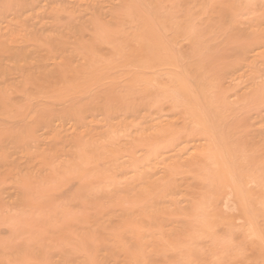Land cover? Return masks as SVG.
Listing matches in <instances>:
<instances>
[{"label":"rangeland","instance_id":"374dc122","mask_svg":"<svg viewBox=\"0 0 264 264\" xmlns=\"http://www.w3.org/2000/svg\"><path fill=\"white\" fill-rule=\"evenodd\" d=\"M121 1L122 0H22V1L21 0H10V1L9 0H0V52H1L0 53V65H1L0 69L2 68V70H0V75H2V76H0V80L2 81V82H0L1 83L0 84V88H1L0 93L2 94V97L0 96V104L3 105L2 101H6L8 103V105L10 106L9 109H12L13 107H14V109L17 107L16 110L19 109L18 110L19 112H16L14 114V113H12L14 110H9L8 111V110H6V109H8V107H6V109L4 108V110H6L7 112L10 113V116H8V114H6L7 118H9V119H6V117L2 118L0 116V119H1L0 120V127H2V129L0 128V131L1 132L2 131L5 132V131H8V129L12 128V129H10V131L13 133L12 134L10 131H8V133L6 132L5 134L3 133L4 135L2 133H0V136L2 135V137L0 138V140H1L0 141V152L2 151L0 153L1 154L0 155L1 156L0 162L4 163L3 165L0 166V264H87V260H90V261H88L89 262L88 264H92V263L96 264L98 261H99L98 264H108V263L110 264L111 260L113 262L111 264H122V263L124 264L123 261H120L121 259H119V258L116 259L117 257H121V258L123 257L124 258V254H121L120 256H119L120 252L116 254L115 247L117 248V246L115 244H117V245L121 244L122 247H124L125 245L127 246V244L130 245V246L131 245L134 246L136 244V242H135L136 240H139V241H137L138 245L136 244V247L135 246L134 247H135V250H137V251L140 250V252L142 253V258L145 259V260H143V262L145 261V263H147V264H157L159 262V260L161 261V259H158V258L161 257V254H160L159 251H157L158 249H160V246L157 244V245H155L156 247H154L153 244H151V241H150V239L152 240V237L149 236V235L153 234L154 230H156L154 232V234H156L157 236L161 234L160 233V229H161V232L163 231L162 233L165 236H166V234L169 235V233L167 231H164V229L167 226V223H169V225L171 227L168 228L169 226H167L165 230L168 229V230L172 231L171 228H173L172 225H174V224H170V222L172 220H173L172 222H174V223H176L177 222L176 220H178L177 223L180 222L179 223L180 226L181 225L184 226V224H182V222L186 223V221H189L188 224L191 223L189 225L191 227L190 230H192L194 228L196 230H198V227L196 226L197 225L196 224L197 221L195 223L194 220H193L195 218L194 213L195 214L198 213V212H195L197 210V209L195 210L196 206H195V204L189 206L188 202L190 204L193 203V202H190V200L187 201V199L185 201L184 199L187 198V193L188 192L186 193L185 192L186 190L182 191L183 189H185V187H187V186H185V184L189 185L188 182L190 183V185L191 184H195V186H193V185L192 186L197 188V186L199 185V180H198V182H196L197 180L194 181L193 180L194 176L196 178H198L197 176H201L202 173H203L202 170H200L198 167L194 168V167H192V165L190 166L187 163L191 167L190 168L188 165L184 164L186 160H190V158L195 156V153H196L195 150L199 151L201 149H204L206 146H209L211 143L213 145V143L216 140H217L216 142L218 143V146L221 143H222V146H223V143H225V141H227L229 143V142H231L232 140H235V138L238 137L237 139L239 140V142L236 139L234 142H231L232 145H230V146L236 148V146L238 145L237 147H239V144H240V146H241V148L239 147L240 149H243L245 147L244 150L245 151L248 150V152H249V153H247L248 154V158L252 157V158H250V160L252 159L251 160L252 162H253V160L255 161V162H253L255 165L252 164V162L250 161L251 165L255 168V170L257 168L256 171L254 170V173L257 172L259 175L260 174H262V175L264 174V173H262L264 171L260 172V170H259L260 168H261V170H264V167H263L264 166V159H262V158H264V156H263L264 155L263 154L264 153V149H263L264 148V144L260 143L259 145H257V139H256V138H259L260 136H262L260 138L263 139V140H260V141L264 142V138H263V136H264V85H262L264 83L262 81V79L264 80V61H263L264 60V31H263L264 28H261V26H264V25L255 26L256 21H260V20H262L264 18L263 17L264 16V11H263L264 10V5H263L264 4V0H257L258 2H255L254 4H252V2H254L256 0H254V1L245 0L243 5L246 4L248 1H249L248 3H250L251 5H249L247 3L248 5L246 4L244 6L243 5L241 6V7H244V9H242L240 7H238L239 10L237 9V11H235V9H234L233 11H235V13L239 12L238 13L239 15L237 17H235L236 15L231 14V13H233L232 10H231V13H230V8L234 4V2H236V0L235 1H233V0H210V1L206 0L207 2H210V5L212 7H214V5L211 3V1H213L216 4V6L214 8H217V9H215V10H218V9L221 10L220 8H222V9H224L223 11H225V12L218 11L219 13H217V11L215 12V10H214L213 14H212V18L213 19L211 18L212 21L210 20V23H205V21L207 20V17L209 15L205 14V16H207V17L204 18L205 17L204 15H202V14L200 15V13H202V11H200V13H199V10H198L200 8L198 6H201L202 7L201 9L208 10L207 13L210 14L212 12L210 10V8H211L210 5H209L210 8H208V9L206 8V6H208L206 1H205V3L203 1H201V2H203L204 6H205V8H204L202 4H198L197 5L196 2L194 3L195 0H187L188 2L189 1H191V2L193 1V2H192L191 5H190V3L188 4L190 6H186L185 7L186 10L183 8L184 10L181 9L182 10L181 11V10H179V5H181V4H179V2H180L179 0H174L175 2L173 0H162L163 2L165 1L164 3L163 2L161 3V0L160 1H158V0L156 1L155 0L154 3H156V5L158 3L160 5L162 4L161 5V9L162 10L158 11V13L156 12L158 7H156L154 4L153 5L156 8L151 7L152 6L151 3H153V1H151V3H149V4L146 2L148 4L147 5L148 7H146V5H144L142 3L144 0H139L140 3L139 2H135L137 6H135V3L132 2L133 6H135L134 9L136 7H137L136 9H140L142 7V10H144L146 8L144 10L146 12V13H144V16H145L144 18L146 20L144 19V21H147V20L151 21V19H153V21H151V24L154 26V28L151 25V27H152V28L150 27L151 30H153L155 32V34L158 32V35L161 34V32H162L163 37H162V35H159L158 37H162V38H165V39L167 37L166 35L170 34L171 31L169 29L166 30L167 32L165 30H163V28L165 29V27H164L165 25H163V24L168 22V21L164 22L166 20V17L164 16V14L167 15V19L169 17L170 18H172V17L174 18L177 15V17H175V19H176V18L179 17V15L181 17V14L187 15L188 17L190 15L189 19L190 18L191 19H196L195 22L194 21L191 22L192 20L190 21L189 19H187L188 23L191 22L190 25L193 24V28H195V30L193 31L192 27H190V30H192L194 32V33L193 32L192 33L195 36H196V33H198L199 31L201 32V30L204 31L207 34L208 31L210 30L211 26H213L212 29L213 28L216 29V27L217 28L221 27V24L224 23L222 25L221 29H216V31L213 30V31H215L214 32L215 34L212 32L214 34V35H212L214 37V39H212L211 33H210V36L206 35L207 38H209V39H207V38L203 39L204 34L202 35L201 34L202 32L198 33V34H201L202 37H199L200 35L196 36V37H199L198 38L199 39V44L201 42L200 39H202V41L205 42V43L204 42L201 43V44H203V46H206L205 44L208 43L207 41H209V45H210V47H209V45L207 44L208 47H205V48H208V49H206V50H204V47H203V49H202L203 51L202 52L200 51L202 55L199 52V54H197V56H196L197 58H200V57L203 56V58H201V60L202 59H204V60H202L203 62L201 61V64L204 63L205 60H208V61H206L207 67L206 66L205 67L207 69L209 67V70L211 71L209 73V70L207 71V69L205 70V68L203 67V69L206 71L205 74L207 75V79L209 80L208 82H210L212 85H214L213 88H211L212 85L210 87L211 90H213V91L210 90V93H213V95H211V97L207 101H209V102L216 101L217 105L214 104L215 102L212 103V104L217 106V107H220L221 111L225 110V112H223V113L226 114L225 115L226 117L225 116L223 117V115H224L223 113H222L221 117L215 112L213 114V111H214L213 107H212V109H213V111H212L210 106L207 107L208 102L207 101H203V102H205L202 105L203 109H204V106L206 104V107L208 109L210 107V111H211V113L213 115L211 117L210 113L207 114L208 109L205 107L204 110H206V111H204V110L203 111H204V113L206 112L205 114L207 116L205 114H203L205 116V117L203 116V120H205V118H209L208 122L209 121H210V123L212 122V125H213V123L216 122L215 125H213L214 128L212 127L213 128L212 132L213 131L216 132L215 134L213 133L215 135V138L213 137L214 135L212 136L213 140L216 139V140H214V142H213L212 138H211V140H212L211 141L210 139H208L205 136V133H204L205 130L201 133L202 134L201 136L204 135L203 138L204 139L206 138L205 140L202 139V137H200L201 139L198 137V135H199L198 133L201 132L200 129H199L198 133H196L197 138H196V136H194L195 134H193V133H195V132H193V131L194 130L197 131L196 129L197 128H202V126H200V127L195 126L194 128H196V127L197 128L194 129L193 128L194 125L190 126V124L187 123L188 121L190 122V120L182 119V117H183L182 114H180V112L174 111V110H176V109L178 110V109H180L182 107L177 108L179 106H177V105L174 106V104L171 103V101H167V99L165 97H168L169 95L165 96V94H167V93L164 94V92L166 90L163 91L162 93L156 91V92L160 93L161 96L157 93L158 95H154L153 99L150 98L151 99V101H150V99L148 100V98H144L143 92L141 91V90L144 89V85H140L142 83H136L134 79L132 80V78H134L137 73H139L140 71H142L144 73L145 71L140 70V67L138 65L136 66V64H135L136 62H133V61L129 60V58L131 59V56L126 51L128 49V47L124 48V50H122L121 48L119 49L118 46L117 47H113V45L116 44V42H114V44L112 43L116 38H118L117 36H120V37L122 36V34L119 35L120 33H123V36H124V34H127V32H129L130 29L132 31V26L128 27L129 24L126 23L127 21H124V19L120 20L121 23H120V21H118V23H120V24H117L116 22L113 23L115 21L114 19H116V18H117V20L120 19V18L118 19V17H121V15L119 16V14H122L120 12H123L122 16L126 17V16L129 15L128 11L131 10V8L129 10H127L129 8L128 6H131L130 5L131 4L130 1H128L129 2L128 3L127 0H124V1H126L125 4L128 3V4H126L128 6H124L125 5L124 2L122 1L123 2L122 3ZM146 1H148V0H146ZM182 1L183 0H181V2ZM184 1L186 2V0H184ZM239 1H241V0H239ZM250 1H252V2H250ZM170 2L172 3V5H171ZM185 2H184V5H182V7L185 6V4L187 3V2L186 3ZM8 3H10V4H8ZM167 3H169V5H167ZM193 3L196 4V7L193 6L194 5ZM139 4H141L142 6L140 5L141 7H138ZM176 4H177V7H176ZM240 4H242V3L237 2L236 5H234V6H238ZM257 4H259L260 6H258ZM160 5H157V6H160ZM123 6L124 7H128L127 9L125 8L128 13L127 12L124 13L125 10H124ZM133 6H131V7H133ZM143 6L145 7L144 9H143ZM167 6H169V7H167ZM245 6H249V7L245 8ZM150 7H151V9H150ZM188 7H190V9ZM153 9H156V10L154 11ZM195 9H196V11H195ZM142 10H141V13L143 14ZM150 10L151 11L153 10V11L151 12ZM240 10H242V11H240ZM115 11H116V13H119V14L117 15L115 13ZM165 11H167V12H165ZM227 11H229V12L226 13ZM137 12L138 11L136 10V14H137ZM159 12H160V15H159ZM180 12H181V14H180ZM189 12H191V13H189ZM133 13L135 15V11ZM147 13L149 14V16H148ZM150 13H152V14H150ZM112 14L113 15L116 14L117 17L116 16L113 17ZM131 14L132 13H130V15L128 17H130ZM196 14H199L200 16H197ZM171 15H172V17H171ZM231 15L233 16V18H232ZM161 16H162V18H161ZM195 16H196V18H195ZM132 17H134V16H132ZM140 17L137 14V16L135 15L134 19L135 18H140ZM158 17H159V20L162 19V22L158 20ZM200 17H202V21H201L202 23L201 24L199 22L200 21L199 20ZM181 18H178L176 20H180ZM183 18H184V16H183ZM209 18H210V16L208 17V19ZM203 19L204 20L206 19V20L203 21ZM220 19H224V20L222 22L218 23V21ZM94 20L95 21H99V23L101 22V24L103 26L104 25L105 26L108 25V28H106L105 31L101 30L102 31V36H103L104 32L107 34L108 29L111 30V28H110L111 24L110 23H112L113 25L116 24L115 26L118 27L119 30L120 29L125 30V32L120 30L121 32L120 31H116V33H114L115 32L114 31L113 32L114 34L108 32V35H110V34L112 35V36H109V37H107V36L106 37H104V36L102 37L101 36L103 38L102 42H103L104 39H108V40L111 41V42H107L106 40H104L105 41L104 44L107 42L108 44L106 43V45H108L109 47L112 46L113 49L111 48V50H110L112 52H110L108 50L109 49L108 46H107L108 48L105 47V45H104V48L102 46H100L101 48L99 47L100 44L103 45L102 42H100V44H98L99 43L98 41L100 40L99 38H98L99 40L97 38H95L98 41L91 40L92 38L94 39V36L96 37V36L99 35L97 32H100V29L97 32L95 31V30H97V29H95V27H96L95 24H94V27L93 26L91 27V23H92V25H93V23H96V22H94ZM122 21H123V23H122ZM155 21L159 22L158 23L159 25H157L155 23ZM215 21H216V23H215ZM160 23H162V26H160ZM203 23H204V26L202 25ZM217 23L220 24V25L217 26ZM98 24H97V26L99 27ZM199 24L202 25L204 29L203 28L201 29L199 27L200 26ZM208 24H209V29L207 30L205 28H208V26H207ZM125 25L128 28H126ZM197 25H199V26H197ZM115 26H111V27L114 29ZM159 26L162 27V29H160ZM188 26H189V24H188ZM124 27L126 29H124ZM127 29H128V31H127ZM93 30H94V33H97L98 35L97 34L94 35ZM115 30H117V29L115 28ZM196 30H198V32ZM206 30H207V32H206ZM20 35H22V36H20ZM123 36H122V38H123ZM22 37H26L27 39L25 38V40H27V41H25V40L23 41ZM120 37H119V39H120ZM210 38H211V40H210ZM13 39H15L16 41H14ZM167 39H169V38H167ZM173 40L174 39H172V38L170 39V41H173ZM184 40H186V39H184ZM184 40H180L181 42L183 41L182 42L183 44L180 43L179 40H177V42L179 41L178 43L175 41L177 43V47L175 46L176 45L175 42H172V45L169 44V47H167V46L166 47H167V51H169V49H171V51L173 50V54H175L174 56L176 58L178 57L180 59L181 57H183L182 58L183 61L179 60L178 62H179L180 67H181V64H183L182 66L185 65V69H184V71H182V74H183V77L185 79H187L186 81L188 83H190V86H191L192 83L196 84V79H195V77H194L195 75L192 73V71L191 72H189V71L192 70L190 66L192 64L194 65V63H192V62L193 61L195 62L196 60H192L193 57L191 55L192 58H189L187 56L188 60H189L188 61L187 58L186 59L184 58V57H186V54L182 55V52L183 53L189 52V53H192V54L194 53V50L189 48V47H191L190 44L188 45L189 41L188 40L184 41ZM83 41L85 42V44H83L84 43ZM116 41H117V45H119V47H120L119 43L121 41H119V43H118V39H116ZM167 41H169V40H167ZM79 42L82 43V44H80ZM92 42L95 44V46H93ZM96 42H98V43L96 44ZM184 42H187V43H184ZM77 43H78V45H77ZM86 43L87 44L89 43V45H87ZM110 43H112V44L109 45ZM173 43L175 45H173ZM20 44H22V45H20ZM15 45H16V47H15ZM85 45H87L88 47L86 46V48H85ZM4 46H5V50L2 49V47L4 48ZM29 46H30V48H29ZM187 46H189V47H187ZM19 47H20V49H19ZM75 47L78 50H80L79 52H81L82 55L85 54L87 56L89 54L91 56V53H92V58H93L92 61L94 63L96 61L97 63H95V64L92 63L90 61L91 57L89 58V60L87 59V61L85 59L86 56L82 57V59H81V57L79 58L78 56H81L80 55L81 53L78 54V52L74 51ZM21 48H26V49L23 50ZM83 48H85V49H83ZM177 48H178V50H177ZM200 48H202V47L200 46L199 49ZM18 49L20 50L21 54H22V50H23L24 53L22 54V57H24V56L27 57L28 61H29V59H31L29 61L31 63H23L21 65L20 70H22V66L24 67L23 68L24 70L27 68V70H25V73H26V71L28 73V68H29L28 66H30L31 68H29V72L31 74H32L31 70H33V75H34V73H36L35 74V76H36V75L39 74V73H37V71H39V70L41 71L43 69L45 75L46 74L48 75L49 74L48 69L50 70L54 66V65L52 66V62L54 64V62H55L54 60L59 59L60 62L62 61L63 65H64V63L66 65L59 66L60 63H57V61H56V63L58 64L57 66H59L57 68V70H56V68H54L56 71H58V69H61L62 67H63L62 69H65V68L67 69L66 66L68 64L71 65L70 66L71 68H72V65L74 67L77 65V66H79L81 68L80 72L81 73L83 72L82 73L83 75H86L85 72L87 71L91 76L94 77V78L93 77L92 78L95 81H97L98 83H100V84H98L96 82L97 84L96 83L95 84L97 86L94 87L95 84L93 83L94 85H92L91 81L93 79L91 78L92 79V80L90 79L91 81H88L89 79L87 80L88 84H86V85L83 84V86H82L81 85L82 83H79V82L81 81L80 76L82 77L83 75H81V73H79L80 74V75H78L79 78H77V76H76V78L72 77V81L73 82L79 81L78 84L75 83V84H77V86H75V87H81V89L78 88V90L80 89L81 91L79 90V92H77V91L75 92L73 90V92H74L73 94L70 93L68 90L66 91V88L69 87V90H71L70 88L72 86H74V85H71V83H72L71 82V76H70L71 72L69 71L70 70V68H69V70L67 69L68 72L66 71L67 74L65 73L66 69L64 70V73L66 74L65 77H67L66 79H68V77H69V80H70V81L68 80L69 82H67L66 80L59 79V77H60L59 73H61V71H59V73L57 74L59 77H57L56 74L54 73L55 76L51 75V78H49L50 76L48 75L49 76L48 77L49 80H51L49 83H48V80H47V83L50 85V87H51V85H52V87L55 86V84L59 85L61 82H63V84H67L68 83L67 85H69V86L63 85L64 87L61 88V86H62V84H61L60 86L56 85L53 89H49L50 88L49 86H48L49 88L44 86V85L43 86L40 85V86L43 89L46 87L45 90L49 89V90H51V92H52V90H56V88L59 87V90L61 89L60 91H62L63 94L64 93H66V94L68 93L67 95L64 94L66 97L69 94L72 95L71 97L69 96V97L66 98L65 96L64 97L57 96V95H59L58 93L54 94V92H52L53 93L52 94L48 90L47 93H49L50 95L52 94V96L55 98L54 100H52L53 97H51L50 95H48V96L45 95L46 94V93H44L45 90H43L41 88H38L39 90L40 89L41 90L40 91L37 90L38 91L37 94H38V96H40L42 93H44V97H39L38 98L36 92H35V94H36L37 97L36 96H32V95L30 96V94H32L31 92L32 91L34 92V89L29 91L30 93H28V90H30V89H27L25 91L24 89L26 87L22 88L23 87L22 85L24 83L21 84L20 83L21 80H19L22 76L18 75V76H20V77H18L17 74H16V72H17L16 70H18L19 66L15 67V65L13 64V61L15 59H18V57H19V52H17ZM39 49H40V52H39ZM189 49L193 50V51H187ZM179 50H181V52ZM115 51H118V54H115L116 53ZM119 51H121V55L119 54L120 53ZM123 51L124 52L126 51V52L123 54L122 53ZM128 51H129V49H128ZM171 51H169V52L172 53ZM206 51H207V53L208 52H210V53L207 54ZM58 52L60 53V55H59ZM203 52H204V54H203ZM9 53L13 54L12 57H9L10 56ZM130 53H132V54L133 53H137L136 49L135 50L131 49ZM196 53H194V54H196ZM15 54H17V55H15ZM76 54H78V55L75 56ZM96 54H98V55H96ZM125 55H127V56L124 57ZM55 56H56V59L54 58ZM121 56H123V57H121ZM59 57H61V58H59ZM77 57H78V59H76ZM196 57H194V59ZM6 58H7V60H6ZM11 58H14V59H11ZM19 58H21V56ZM39 58H43V59H39ZM208 58H211L210 63H209V59ZM249 58H250V60H249ZM79 59L82 62L85 61V64H80ZM94 59H95V61H94ZM125 59L128 60L130 62V64H126L128 61H125ZM246 59L249 60L250 62L249 61H245ZM36 60H40V61L43 60V61H41V62L39 61L38 62ZM97 60L100 61V63ZM191 60H192V62H191ZM46 61L50 62V63L48 62V64H51L50 67H48V65L46 64L47 63ZM185 61H186V63H184ZM197 61H200V59L199 60L197 59ZM251 61L252 62L254 61V62L252 63ZM76 62H78V63H76ZM245 62H246V64H245ZM247 62H248V64H247ZM33 63H34V65H33ZM35 63H37L38 66H39V67L37 66L38 69H39L37 71L35 70L36 67L32 68V67L36 66ZM186 64H188V65H186ZM189 64H191V65L189 66ZM252 64H254V66H250ZM41 65H43L45 69L43 68V66L41 67ZM197 65H200V64H197ZM261 66H263V67H261ZM182 68L183 67H181V70H183ZM189 68H190V70H188ZM253 68H255V69H253ZM3 69H4V71H3ZM14 69H16L15 70L16 72L14 71ZM73 69L76 71V73H74V74H77L78 73L77 69L72 68L71 71H73ZM252 69H253V72H252ZM6 70H12L11 72H13V73L15 72V74H16L15 77L13 78L12 74H5L4 72H6ZM20 70H19V74L21 72ZM55 70H51L50 73H52V71L54 72ZM118 70H120V72ZM75 71H73V72H75ZM91 72H94V73H91ZM158 72H160L162 74L163 71H158ZM183 72H185V73H183ZM250 72H252V73L255 72V75H257V77L255 75H253V74H252L253 76L249 75V74H251ZM122 73L124 75H126V73H127L129 75L128 76L129 79H128V77L126 79L127 75L124 78V75ZM208 73L210 75L212 74L211 76L213 78L210 75H209L210 76L209 77ZM22 74H24V73H21V75ZM29 74L26 75L25 77L30 76ZM40 74L42 75V77L45 76V75L43 76L42 73H40ZM164 74H165V72H164ZM172 74H173V72H172ZM186 74H187V76L191 75L190 79H192L193 82L191 80H188V78L190 76H188V78H186ZM242 74L244 76L246 75L244 79H242L244 77ZM88 75H86V76H88ZM165 75H167V73ZM9 76L11 77L12 80L9 78ZM72 76H74V75H72ZM131 76H134V77H131ZM158 76H157V80L156 81H158ZM169 76L171 77L172 75H169ZM169 76H167V77H169ZM173 76H176V75L174 74ZM240 76H242V78ZM16 77H18V79L13 81V79H15ZM23 77H24V75H23ZM23 77L21 79H22V81L25 82L27 79L23 78ZM42 77H40V78H42ZM45 77H47V76H45ZM162 77H164V76H162ZM162 77H159L160 82L162 81L161 79H163ZM167 77H166V80H167ZM192 77H194V78H192ZM5 78L7 79V81H5L6 80ZM8 78L13 83L12 86H14V87H12V89H11L12 91L10 89H8V87H7L8 90L5 89L7 91L6 92L3 91V92L6 93V94H4L2 92V88L3 87L6 88V85H5L6 83L5 82L9 81ZM27 78L30 79L29 77H27ZM36 78H37V76H36ZM84 78L85 77L83 76L82 77V82L83 83H84V81L86 79V78L85 79ZM209 78H211V80L214 83ZM253 78H255V79L253 80ZM260 78H261V80H260ZM24 79H26V80H24ZM42 79H44L42 81L46 80V78H42ZM53 79H55V82H52ZM130 79H131V81L133 83H135L137 85L133 84L130 81ZM164 79H165V77H164ZM60 80H61V82H60ZM102 80L105 81V82H103ZM125 80H127V82H129V83H132L133 85L131 84V86H130V84L126 83ZM244 80H245V82H244ZM64 81L67 82V83H65ZM99 81H102V83L99 82ZM11 82L9 84H7V85H9V88H10V84H12ZM14 82L16 83V85H14ZM27 82L29 84H31V83L38 84L39 81L34 78L31 81L27 80ZM51 82H52V84H51ZM89 82H91V83H89ZM163 82H164V80H163ZM167 82H170V81H167ZM2 83H5V84H3V87H2ZM53 83H54V85H53ZM43 84L46 85L45 82H43ZM193 84H192V87L193 86L194 87H193V89L191 87V91L196 89V91L194 90V92H193V96L195 94L198 95L199 94V92H197V87L198 86L196 87L197 84L196 85H193ZM256 84H257V86L260 84V86H258L259 89L256 86L255 87L256 91H254L253 90L254 87H252V86L256 85ZM216 85H218V86H216ZM29 86L30 85H28L27 87L29 88ZM32 86L37 89L36 85H32L31 84V87ZM132 86H135V87H132ZM75 87H72V89L75 88ZM92 87L93 88H97L98 87V88L97 89H93ZM207 87L209 89L208 85H207ZM214 87H215V89H214ZM261 87H263V88H261ZM14 88H15V90H13ZM19 88H20V90H19ZM84 88H85V90H84ZM159 88L155 87L154 89H156V90L158 89L159 91H162ZM22 89L26 93L25 92H21V93H19V95L17 97H14V94L16 96L17 95L16 92H20V91H22ZM162 89H164V88H162ZM17 90H19V91H17ZM132 90L134 92H137V93H133ZM56 91H55V93H56ZM199 91H201V90H199ZM207 91L209 93V90H207ZM242 91H245L244 94H243ZM251 91L254 92V93L252 94ZM13 92H14V94H13ZM112 92H114V95H113ZM220 92H222V93H220ZM8 93L10 95L12 94L13 97H11ZM75 93H77V94H75ZM176 93H178V92L176 91ZM201 93L202 92H200V94ZM223 93H225V95ZM109 94L113 95L112 99H110L111 95L109 96ZM190 94H189V96H190ZM203 94H204V92H203ZM26 95H27V97L30 96V97H28L30 99H25L24 101H21L22 99L25 98ZM205 95L206 96H210L209 94L208 95L205 94ZM19 96H20V98H19ZM45 96L48 99L47 101H46ZM105 96H107V97L109 96L110 98L109 97L106 98ZM213 96H215V98H217V99L213 98ZM222 96H223L224 99L222 98ZM31 97H33V98H31ZM184 97H185V95H184ZM56 98L58 100H56ZM182 98H183V96H182ZM187 98H190V97L187 96ZM3 99H5V100H3ZM44 99H45V101H44ZM49 99H51V100L49 101ZM107 99L111 102V104H110V102ZM163 99L166 100V103L170 102L171 105L173 104L172 105L173 110H171V105L170 104L163 103ZM185 99H186V97H185ZM194 99H196V98H194ZM198 99H199L198 103H201L202 100H203V97L202 96L200 97L198 95ZM210 99H213V100L210 101ZM99 100H101V101H99ZM190 100H191V98H190ZM205 100H206V98H205ZM11 101H12V104H11ZM106 101H108V103H109V105H111V107L109 108V105L107 107L106 106L103 107V109L104 108L105 109L101 110V112H103V113H100L99 111H100L101 107L103 106L102 104H104V103H105L104 105L108 104V103H106ZM147 101H149V103ZM155 101L157 103L154 104ZM182 101H185V100H182ZM187 101H188V103L190 102L188 99H187ZM196 101H194V102H196ZM6 102H4V104ZM51 102L53 104H51ZM55 102H56V104H55ZM7 103H6V105H7ZM74 103H75V105H74ZM179 103H182V102H178V104ZM26 104H27V107H26ZM68 104L70 105L71 108L68 107ZM135 104H136V106H135ZM149 104L151 105L150 107H149ZM15 105H16V107H15ZM30 105H31V107H30ZM47 105H48V108H47ZM64 105H65V107H63ZM192 105H193V103L191 104V102H190L189 106H192ZM195 105H196V107H195ZM199 105L194 103V107L195 108H198ZM19 106H20V108H18ZM202 106L200 105L201 108H202ZM3 107L4 106L0 107V109H2ZM28 107H30V108H28ZM42 107H43L42 111L44 110V112L41 111ZM96 107H97V109H96ZM98 107L100 108L99 110H98ZM226 107H227V109H226ZM222 108L224 110H222ZM46 109H47V111H45ZM49 109H51L50 110L51 112H49ZM109 109H111V111H109ZM32 110L36 111V113H38L37 114L38 116H34V115H36V113L35 112H31ZM38 110H40V111H38ZM201 110L202 109H200V112H201ZM6 111H5V113H6ZM104 111H106L107 113L104 112ZM114 111H116V112H114ZM179 111H181V110H179ZM185 111L183 110V115H185L184 114ZM203 111L201 113H203ZM39 112H41V113L39 114ZM61 112H63V113L61 114ZM147 112H149L148 113L149 115L151 114L150 116H151L152 119L150 118V116L146 115ZM3 113H4V111H3ZM17 113L21 114L22 117L21 118L18 117L19 118L18 119L16 117V115H18ZM28 113L29 114L32 113L31 116ZM231 114H233V115H231ZM12 115H15L14 117H12L14 120H12V118H11ZM26 115H28L27 119L31 120L30 118L33 116L34 117L33 119L36 121V124H33L34 127L31 126V128L33 127V129H31V131H33V133L31 131L27 130L31 134V136L28 135L29 133H26V131H25L26 135H24L23 131H24L25 128L23 129V131L21 129L27 123V121H29V120L25 119ZM73 115H74V117H72ZM208 115H209V117H208ZM227 115H228L229 119L227 118ZM61 117H62V119H61ZM184 117H186V116H184ZM210 117H211V120H210ZM215 117H218L219 120H217V121H220V123H222L223 125H221L219 122H217L215 120ZM222 117L224 119H226L223 122H222V120H223ZM148 118H150V120H148ZM233 118H234V120H233ZM40 119H41V121H40ZM177 119H179V120L182 119V121L178 122L179 120H177ZM19 120L21 121V123H22L23 120L25 122L22 123V125L21 124L19 125V123H20ZM106 120H107V122H106ZM108 120H110V121H108ZM201 120H202V118H201ZM238 120H239V123H238ZM167 121H169L170 123H167ZM40 122H41V124H40ZM42 122H44V123H42ZM45 122H46V124H45ZM231 122L232 123L234 122V123L232 124ZM33 123H34V121H33ZM165 123H167L168 125L172 124V127L167 126V128H172V129H170V130L166 129L167 133H168L167 135H169V136H166V137L167 138L171 137V138H169L170 140L167 139L166 137L164 139H162L161 137L158 138V134H159L158 133V130H159L158 128L165 127V126H163V124H165ZM181 123H184V124L182 125ZM185 123H187V124H185ZM217 123H218V125H217ZM28 124H29V122H28ZM37 124H38V126H37ZM239 124H240V126H239ZM14 125H16L17 127L14 126ZM110 125H112V127H110ZM180 125H182V126H180ZM26 126H28V125H26ZM104 126H106V127H104ZM184 126H186V127L190 126V129H192L191 130L192 132L188 131L190 129L186 130V128H185V130H184V128H183ZM230 126L234 130H235L234 126L236 127V131H237L236 134L239 135L240 132H241V134H243V135L240 134L241 136L240 135L238 136V135L235 134L236 131H234V133H232V134H234V137H233V135L230 137L231 132L230 133L228 132L229 131L228 127H230ZM15 127H16V129H15ZM29 127H30V125L28 126V129L30 130ZM60 127H61V129H60ZM180 127L183 128V131H182V128L180 130ZM221 127H222V129L224 131L221 129ZM238 127H240V128H238ZM113 128H115L116 130L113 129ZM138 129H140V130H138ZM13 130L15 131V133H14ZM20 130L23 132L22 136H25L24 137L25 139H23V137L21 138V139H23L22 143H19V141H16L18 139L14 140V137H16L14 135L16 134V132H18ZM137 130L141 131V132H138V136L136 137L135 133H137ZM166 130L162 131V134H163V132L165 134ZM226 130H228V131L226 132ZM53 131H54L55 134L53 133ZM145 131L148 132V133H146ZM152 131L155 132L156 137L153 136V134L151 135L149 133V132L152 133ZM181 131H182V133H181ZM9 132H10V134H9ZM22 132H21V134H22ZM85 132H87V134ZM111 132H114L115 136ZM118 132H120L121 134L119 133L120 134L119 135ZM144 132L146 133L145 136H144V134H142ZM186 132L189 133V135H187V137H186V135L183 136ZM222 132L225 135H221ZM245 132H246V134H245ZM75 133H76V135H75ZM191 133L193 134L192 136H191ZM164 134L163 135L160 134V136L163 137V136H165ZM216 134H217V136H216ZM51 135H53V136H51ZM55 135H56V137H54ZM141 135L143 136L142 138H141ZM226 135H228V136H226ZM254 135H255V137L256 136L257 137L256 138L252 137ZM3 136H4V138H3ZM106 136H107L108 139L106 138ZM224 136H226L228 139H232V140L229 141ZM144 137H145V139H144ZM153 137H154V140L149 141ZM239 137H240V139H239ZM247 137H248V140H247ZM250 138L255 139L256 142L254 143L253 142L254 140H252ZM6 139H8V140H6ZM51 139L55 140L56 143H54L53 140H51ZM140 139H141L143 145H142ZM196 139H198V140L200 139L199 140L200 142L197 141ZM107 140H109V141H107ZM155 140H157V141L155 142ZM201 140H203V142ZM206 140L207 141H211V142H208V144L210 143L209 145L207 144ZM220 140H221V143H220ZM249 140L250 141L252 140V143H247V141H249ZM134 141H135L136 144L139 145V147L137 149H135V148L138 145L137 146L134 145L135 144ZM160 141H162V142L164 141L165 143L163 144ZM204 141L206 142V144H205ZM20 142H21V140H20ZM197 142L200 143L199 146H202L201 143L205 144L206 146L203 145L204 147L202 146V147H200L201 149L200 148L197 149V148H195V146H196L195 144ZM235 142L237 143V145H236ZM62 143H64V144L61 145ZM89 143H91V144H89ZM96 143L99 146H97ZM115 143L119 144L118 147H117L118 150L117 149H115V150L113 149L112 153L110 151L106 150L107 148L105 146H107L110 149L111 147L112 148L114 147ZM253 143L256 144V145H254ZM83 144H85V145H83ZM120 144L122 146H120ZM246 144H248V145H246ZM250 144L251 145L253 144L254 147L255 146H257V147L259 146L260 147L263 144L262 145L263 148L262 147H260V148L258 147V148H256V150H255V148L254 149L253 148L249 149L248 147L250 146ZM78 145H81V146L78 147ZM94 145H96V146H94ZM110 145H111V147H110ZM132 145H134L135 147H133ZM165 145H167V146H165ZM212 145H210V146L212 147ZM233 145H235V146H233ZM145 146H147V147H145ZM151 146H152V148H151ZM153 146H155V147H153ZM210 146H209V148H211ZM45 147L48 149V151H46ZM72 147H74V148H72ZM83 147H85V148L83 149ZM103 147H105L106 149L103 148ZM197 147H198V145H197ZM219 147H221V145ZM219 147L215 146V144H214V148L212 147V149L214 151L216 149V151H217V149H219ZM100 148H101V150H99ZM191 148H193V149H191ZM5 149H7V150H5ZM80 149H82V150H80ZM152 149H153V152H151ZM258 149H260V151ZM60 150L62 152H60ZM97 150H98V152H97ZM116 150L118 152L114 153V151H116ZM192 150H194V151H192ZM207 150H208V148H207ZM3 151L6 152V154H3L4 156H2ZM35 151H37V152H35ZM89 151H92V152H89ZM149 151H150V153H148ZM158 151H159V153H157ZM162 151H164V152H162ZM214 151H213V153H214ZM46 152H48L49 154H47ZM86 152H88V154L89 153L90 154L88 156H86L87 155ZM182 152L183 153L186 152L183 155H181L182 157L184 156L183 159L185 158L184 159L185 161L181 160V162L183 161L184 163L180 162V163L177 164L176 163L178 161L177 159L178 158L179 159L182 158L180 156V154H182ZM190 152H192L193 154H191ZM257 152L258 153L261 152V153L258 154ZM38 153H40V154H38ZM76 153L78 155H76ZM94 153H98V154H94ZM101 153H103V154H101ZM130 153H132V154L130 155ZM147 153L150 154V155L149 156L146 155ZM154 153H155V156H153ZM169 153H170V155H169ZM178 153H180V154L178 155ZM209 153H210V151H209ZM250 153H251L252 156H250ZM57 154H59V155H57ZM74 154H75V157H74ZM112 154H114V155H112ZM159 154H160V156H159ZM186 154H189V155H186ZM7 155L9 157L11 156L10 157L11 159H9V157ZM83 155H84V157L86 156V158H84ZM94 155H96V157H93ZM191 155H193V156H191ZM37 156L40 157V159H42V160L39 161ZM185 156L186 157L188 156L187 159H186ZM2 157L4 159H2ZM160 157H161V159H160ZM170 157H172L171 158L172 163L170 162L171 161ZM146 158H147L148 162L146 160H144ZM1 159H2V161H1ZM78 159H80V162H81V160L83 162L80 163ZM167 160H169V161H167ZM174 160L175 161L177 160V161L175 162ZM162 161H164L165 163H166V161H167V163H169V162L170 163L169 164L166 163L167 165L164 164L165 166H163L164 162H162ZM261 161H263V162H261ZM8 162L9 163L11 162L10 165L12 163H13V165L15 164L14 167H16V166L19 167L20 169H18V170L19 171L22 170V171L19 172L21 174L20 176H22V175H24V176H22V177L17 176V175H19L17 173L18 172L17 169H16L17 172L15 171V169H13L11 171L10 169H11L12 165L10 166V168H7L8 165H9V164H7ZM21 162H23V163H21ZM76 162H78V164H81V165H78V164H77L78 166L75 165ZM260 162H261V164L258 165V163H260ZM173 163L174 164L176 163L175 164L176 167L173 166L174 165ZM22 164L27 165V166L31 165V166L27 168V166H23ZM70 164H71L70 169H72V170H70V172H68L69 169L67 168V165H70ZM123 164H124V166H123ZM170 164H171V167H167V168L171 169L169 172L173 171L174 175H175V173L177 175V176H173V178H171L172 182L174 183V180H177V181L179 180L178 182L176 181V184H177V183L180 182V180H182V183H180V185L181 186L184 185L182 189L180 188V186L179 187L177 186L179 192H177L176 194L175 193H173V195L169 194L170 192H167V194L165 193L166 196L170 195L171 198H173L174 195H175L176 196V201H172V199L165 197V195H163L165 198H160V194H162L163 191H165L166 188H168V187H165V184L167 183V179H166V182L164 181L165 179L160 181L162 179L161 178V176H162L161 173L164 170V169H162V167L165 168L166 166H169ZM73 165H75V167H73ZM129 165L131 167H128ZM135 165L138 166V167L140 165V168H137ZM159 165H160V167L161 166L162 167L160 168ZM44 166L47 167V168H45ZM125 166H127L128 168L125 167ZM147 166H149V168ZM42 167H44L45 169L44 168L41 169ZM65 167L68 170L63 169ZM120 167L121 168L124 167V168H122V170H119ZM132 168H134V169H132ZM26 169L27 170L30 169L31 172L29 171L30 173H27ZM64 170H66V171H64ZM134 170L136 171L137 175H136L135 172H133L132 174H134L135 176L131 175V172L134 171ZM167 170H169V169H167ZM258 170H259V172H258ZM129 171H130V173H129ZM182 171H184V172H182ZM179 172H182V173H179ZM147 175H149L150 179H154L155 180V185H154L155 187L154 188H156L157 190H154L153 191L154 193H152L150 195H148L149 194L148 192H152V191L149 190L147 192V190H146L147 193H144V196H142L143 194L141 195V197L140 196H136V194H138V191L140 189L141 184H139V189H138V187L135 188V184H136L135 182L138 183V181H139V183H140L139 177L142 178V176L146 177ZM209 175L211 176V174H209ZM150 176H152V177H150ZM171 177H172V175H171ZM176 177H177V179H176ZM159 178H161V179H159ZM191 178H193L192 180L194 181V183H191V181H192ZM171 180L169 182H171ZM163 181H164V184H163ZM185 181L187 183H184ZM160 182H162V184ZM172 182L170 184H172ZM21 183L23 185H20ZM40 183H42V184L40 185ZM141 183H142V181H141ZM255 184H256V182H255ZM255 184L254 183H252V184L250 183L249 184L250 186L248 185L250 187L251 191L253 190V188L255 190L257 189V188H255V186L258 187V185L257 184L255 185ZM137 185L138 184H136V186ZM192 186H191V188H192ZM251 187H253V188H251ZM179 188H180V190H179ZM247 188L248 187H246L245 189L248 190ZM135 189H136V191L138 189V191L136 193H135ZM88 190H89V192H88ZM159 190H162V191L160 192ZM197 190H196V192H197ZM132 191H134L133 192L134 194L132 193ZM190 191H189V196H191L190 193H192L193 190L191 192ZM143 192H145V191H143ZM159 192H160V194H159ZM174 192H176V191H174ZM184 192H185V194H184ZM15 194L18 195V198L25 197V200L23 198L22 199L24 201H22L21 199L18 200L17 196ZM132 194L134 195V197L132 196ZM153 194H155L156 196L155 195L153 196ZM21 195H22V197H21ZM120 195H121V198H120ZM184 195H186L185 198H183ZM199 195H200V193L196 194L197 197L192 198V199H197V201L200 203V201H199L200 199L198 200V196ZM122 196H123V198H122ZM135 196L142 198V200L140 201V199L136 198ZM150 196H153L155 198V200L152 197H151L152 198L151 199ZM224 197H226V198L229 197V198H227L228 199L227 200ZM224 197H223V199L221 198L222 199V201H221L222 203H220V206L218 208L214 207L213 209H215V210H213V209H210V210H212V213L214 211L213 214H216V215L218 214V216L220 214V216L224 215L223 217L227 216V218L228 217L235 218L239 214V209H237V207H236V206H238V204L236 203L237 201L234 198L235 196L233 195V197H232V195H231V197H232V199L234 201L233 200L230 201V196H224ZM200 198H203L202 195L200 196ZM145 199L148 200V201H146ZM188 199H189V197H188ZM190 199H191V197H190ZM16 200H18V201H16ZM151 200H154V201L157 200V202L152 203L153 201H151ZM174 200H175V198H174ZM202 200L203 199H201V202H202ZM161 201L164 203V205H162L163 203H160ZM191 201H193V200H191ZM149 202H150V205H149V209L150 210L147 209L148 208L147 206H148ZM166 202L171 204L172 206L171 205L170 206H166V205H169ZM234 202H235V205H234ZM146 203H148V204H146ZM156 203H158V206L162 207L163 210H164V208L166 210L167 209L166 207H172L171 209H173V206H175V204L177 203L176 209H179V210L177 211L175 209L177 211L175 213H177V214L173 213L174 216H172V215L170 216L169 215L170 217L169 216L165 217L166 216L165 215L164 217L163 216L160 217V215L158 216L156 214V212H154V211H157V210H154V209L158 208V206L156 208L154 207L155 206L154 204H156ZM165 203H166V205H165ZM151 204H152V207H154L153 209H151ZM178 204L183 206V207L179 206ZM142 205L143 206L147 205V206H145L146 209L144 207H143L144 209H142ZM196 205H198V204H196ZM233 205L236 208L235 210H234V206ZM216 206H218V205H216ZM228 206H229V208H228ZM160 207H159V209H162ZM226 208H227L228 212H226ZM238 208H239V206H238ZM159 209H158V211H160ZM183 209H185V210L183 211ZM129 210H130L131 213H128ZM144 210H145V212H143ZM146 210L149 213H151V210H153L155 215H157L160 220L156 216L154 217V218H156V220H155L156 223H153L155 221H154V218H152V217H151L152 220L150 219L151 222L149 220H147V219H149L148 216H150V214L148 215V212L146 213ZM165 210H164V212H165ZM167 210H169V209H167ZM108 212L110 213V215H109ZM123 212H127L129 214V215L128 214L127 215L130 218L129 217L125 218L126 214H124ZM142 212L148 215L147 217H145L144 216L145 214H144L143 215L145 217L144 219H140L141 218L140 214ZM171 212H173V211H171ZM7 213H9V215ZM121 213H123L124 215H122ZM138 213H140L139 214L140 217L138 216ZM160 213L163 214L162 212H160ZM160 213H158V214H160ZM167 213H169V212H167ZM209 213H211V212H209ZM105 214H106V216H109V217H107V219L105 218L104 221H101V220L104 219V215ZM152 214H151V216L154 215V214L153 215ZM183 214H185V215H183ZM5 215H8V217H6ZM176 215L179 216V217H177ZM137 217H138V219H137ZM4 218H5V221H4ZM7 218H9V219H7ZM169 218L171 219V221L169 220ZM174 218H175L176 222L174 221ZM1 219L3 220V222H1L2 221ZM6 219L8 220L7 222H6ZM127 219H128V221H130L129 223L127 222ZM236 219L237 218L234 219V222L235 223L237 222V225L235 227L238 226L241 229V226L239 225V223L242 220L241 223L244 224V222H243L244 219H242V218L241 219H237V220ZM120 220L121 221L123 220L122 222H124L126 220L125 223L129 224V228H128V224L126 226V224L123 223L125 225L124 227L128 228V230L126 228L127 231H125L124 227H121ZM132 220H134V221H132ZM145 220H146L147 223L145 222ZM182 220H184V221H182ZM96 221H97V224H99V225L96 224ZM137 221L139 222V224L142 221H143V223H141L139 225ZM157 221H158V223H157ZM192 222H194L196 227H194V225H192ZM118 223H119V225H118ZM130 223L131 224L133 223V225L136 226V227L134 228V226L131 225ZM134 223H136V225ZM165 223H166V226H165ZM123 224H122V226H123ZM142 224H144V225L146 224L145 227ZM149 224H150V226L152 224V226L149 227ZM188 224H185V225H188ZM138 225L140 226L139 229H137L139 227ZM154 225H156V226H154ZM157 225L160 226V227H158ZM106 226H107V228H106ZM130 226H132L133 232L130 229L131 228ZM175 226H176V224H175ZM189 226H188V228H190ZM118 227H120V228H118ZM178 228H180V227H178ZM188 228H186V229H188ZM135 229H136V231H135ZM143 229H145V230H143ZM151 231H152V233H151ZM117 232H119L120 236L118 235ZM135 232L138 233V234L136 233L137 236L135 235ZM130 233L132 235L131 238L129 236ZM132 233L134 234V236H133ZM123 234H124V236H122ZM163 234H161V235L164 236ZM156 235H152V236H154L153 240H157V243L161 244V242L163 241L162 240L163 237L161 238V240H162L161 241L160 238H158ZM161 235H160V237H161ZM218 235L220 236L221 234H218ZM261 235L263 236L264 233L261 234ZM146 236H148V237H146ZM155 236H156L157 239H155ZM257 236H256V238H260L261 237L260 240L263 238L262 236H259V237H257ZM103 237H104V239H103ZM122 237H123V239H122ZM222 237H223V235H222ZM125 238H127V239H125ZM140 238H143V239L141 240ZM256 238L248 237V238H242V240L238 241V242H242L240 244L238 243V245H240L241 249H242V246H243L242 262L237 259L239 256L237 257L236 255H232L231 257H233V258L231 260L229 258L231 254L225 252L226 255H224L225 253L223 255L225 256L226 259L221 254L223 256L222 259L220 258V260H217V261L214 260L213 264H216V263H218V261H222L223 259L224 260L222 261V264H225V263L226 264H235V263L236 264H264V260H261V259H264V257L260 258L259 255H258V251H259L261 245L260 244L257 245L258 241H257ZM114 239H115V241H114ZM101 240L103 241L104 246H103ZM117 240L120 243L117 242ZM153 240H152V243L154 242ZM181 240L183 241V239H181ZM235 240H236V238H234L233 242ZM202 241H204V240H202ZM114 242H115V244H113L114 246L113 245H111V246L109 245V244L114 243ZM216 242H215V244H211L210 242L209 243L208 242L207 243L206 242H202L204 245L202 243L200 245H202L207 250L205 252H207L206 254L209 255L208 254V249L211 251L210 248H216V250L219 251V248L221 249V247L222 248L225 247L224 243H222V240H218ZM218 242H219V244H218ZM221 245H223V246H221ZM238 245H236V246L239 247ZM130 246H127V249L130 248L129 249V251H130L131 248H132V251L134 253H132V251H130V252H131V254L134 255L137 251L135 252L134 247L133 246L130 247ZM202 246H201V248L203 249ZM258 246H259V249H258ZM232 247H234V246H232ZM240 247L237 248V250L240 249ZM111 248H113V250H111ZM108 249H109V254H110V255H108L109 257L106 255V253L108 252ZM10 251H12V252H10ZM150 251H152L151 254L149 253ZM203 251H204V249H203ZM210 251H209V253H210ZM102 252H103V254L106 252L104 256L105 257L107 256V259L105 257H103ZM112 252H113V254L115 253L117 255V257L113 256V258H112V255H113ZM153 252H155V253H153ZM212 252H213V250H212ZM90 254H91V256H90ZM93 254H96L94 256V257H96L95 258L96 260L94 258H90V257H93L92 256ZM213 254L217 255L218 253L215 254V252H214ZM221 255L219 257H221ZM100 256H102L104 259L103 258L101 259ZM226 256H228V257H226ZM87 257H89V258H87ZM214 257L216 258V256H214ZM217 257H218V255H217ZM123 258H122V260H123ZM165 258H167V257L165 256ZM234 258H236V259H234ZM208 259H210V258H208ZM233 259H234V261L238 260V262H234ZM239 259H240V257H239ZM100 260H101V263H100ZM103 260H104V262H103ZM225 260H227V262H224ZM229 260H230V263H228ZM94 261H96V262H94ZM166 261H168V260H166ZM120 262H122V263H120ZM219 264H221V263L219 262Z\"/></svg>","mask_w":264,"mask_h":264},{"label":"bare ground","instance_id":"6f19581e","mask_svg":"<svg viewBox=\"0 0 264 264\" xmlns=\"http://www.w3.org/2000/svg\"><path fill=\"white\" fill-rule=\"evenodd\" d=\"M10 1V0H9ZM22 1V0H21ZM123 2H124V4H125V2L126 1H124V0H122ZM121 1V2H122ZM128 1H130V5L131 6H133V3L132 2H139L140 3V1L139 0H127V2ZM150 1V2H149ZM151 1H153V3H151ZM154 1L155 0H148V1H146V0H144L142 3L144 4V5H146V7H148L147 5L149 4V3H151L152 4V6L151 7H153V8H156V7H158L157 8V10L156 9H153L154 11L156 10V12L158 13V11H160V10H162L161 9V5L158 3L157 5H160V6H157L156 5V3H154ZM157 1V0H156ZM158 1H160V0H158ZM174 1V0H173ZM180 2H179V4H181V5H179V10H181V9H185L186 10V6H190L191 4H192V2L191 1H187L186 0V4H185V6H183L182 7V5H184V2L182 1L181 2V0H179ZM199 3H198V2ZM201 1H203L204 3H205V1L206 0H195L194 1V3L196 2V4L198 5V4H202L203 5V7L205 8V6H204V4H203V2H201ZM210 1V0H209ZM233 1H235V0H233ZM242 1V0H241ZM241 1H239V0H236V2H234V4L232 5V9L230 8V13H231V10L233 11L234 9H235V11H237V9H238V7H240V8H242V9H244V7H241L242 5H243V3H244V1L245 0H243L242 2ZM252 1H254V0H252ZM252 1H250V2H252ZM7 2V1H6ZM14 2V1H13ZM122 2V3H123ZM148 4H147V3ZM163 1L161 0V3H162ZM165 2V1H164ZM163 2V3H164ZM175 2V1H174ZM237 2H239V3H242V4H240V5H238V6H234V5H236V3ZM249 2V1H248ZM247 2V3H248ZM255 2H258L257 0L256 1H254V2H252V4H254ZM19 3V2H18ZM129 3V2H128ZM128 3H126V4H128ZM171 3V2H170ZM177 3V2H176ZM190 3V5H188ZM193 3V4H194ZM206 3L208 4V6H206V8L208 9V8H210V2H207L206 1ZM211 3L214 5V7L216 6V4L213 2V1H211ZM246 3V4H247ZM260 3V2H259ZM8 4H10V3H8ZM124 5V6H128V5ZM150 4V5H151ZM156 6V7H154V5ZM175 4V3H174ZM196 4H194L193 6H195L196 7ZM206 4V5H207ZM246 4H244V5H246ZM249 5H251L250 3H248ZM247 4V5H248ZM262 4V3H261ZM17 5V4H16ZM122 5V4H121ZM141 4H139V6L138 7H141L140 6ZM167 5H169V3H167ZM171 5H172V3H171ZM210 5V6H209ZM243 5V6H244ZM258 6H260L259 4H257ZM264 5V4H263ZM123 6V7H124ZM131 6H128V7H124V13L125 12H127V10H129L130 8H131V10L130 11H128L129 12V15H130V13H132L131 14V16L130 17H128V16H122V14H123V12H120V13H122V14H119V13H116V11H115V13L118 15L119 14V16L121 15V17H118V19L119 20H117V18L116 19H114L115 21L113 22V23H117V24H120L121 23V19H124V21H127L126 23H128L129 25H128V27H131L132 26V31H131V29L129 30V32H127V34H124V36H123V33H120L119 35H121L122 34V36H123V38H122V36L120 37V36H117L118 38H116V39H118V43H119V41H121L119 44H120V47H119V45H117V41H116V39L112 42L113 44H114V42H116V44H114L113 45V47H117L118 46V48L120 49H122V50H124V48H127L128 47V49H129V51H128V49L126 50L127 51V53L131 56V59L129 58V60H131V61H133V62H136L135 64H136V66L138 65L139 67H140V70H143V71H145L144 73L142 72V71H140L139 73H137L136 74V76L134 77V76H131V77H134V78H132V80L134 79L135 80V82L136 83H142V84H140V85H144V91L143 90H141L142 92H143V96H144V98H148V100L151 98V99H153V96L154 95H160V93H162L163 91H165L164 92V94L165 93H167V94H165V96L166 95H169L168 97H165L166 99H167V101H171V103H173L174 104V106L175 105H177V106H179V107H177V108H180V107H182V108H180V109H176V110H174V111H177V112H180V114H182V119H187V120H190V122L188 121L187 123L188 124H190V126H193V128L195 127V126H198V127H200V126H202V128H194V129H196L197 131H193V132H195V133H193V134H195L194 136H196V133H198V131H199V129H200V131L201 132H199L198 134L200 135H198V137L200 138V137H202V139H204L203 137H204V135L203 136H201L202 134V132L205 130V136L208 138V139H210L211 140V138H212V136L216 133V132H212V129L214 128V126L213 125H215V123H213V125H212V122L210 123V121L208 122V119L209 118H205V120H203V114H205L204 113V111H206V110H204L205 109V107H206V104H205V106H204V109H203V104L205 103V102H203V101H207V100H209V98L211 97V95H213V93H210V90H211V88H213V86L214 85H212L210 82H208L209 80L207 79V75L205 74L206 73V67H207V63H206V61H208V60H205L204 61V63H202L201 64V61L202 60H204V59H202L201 60V58H203V56L202 57H200V58H197L196 56H197V54H199V52L201 51H203L202 49H203V47H204V50H206V49H208V48H205V47H208L207 46V44L209 45V41H207L208 43H206L205 45L206 46H203V44H201L202 42H204V41H202V39H200V44H199V37H202V35L204 34V37H203V39H206L207 38V36L206 35H209L210 36V33H211V36L212 35H214L215 33V31H216V29H221L222 28V25L224 24H221V27H216V29L215 28H213L212 29V27L213 26H211L210 27V30L208 31V33L206 34L204 31H202L201 29L203 28V26H204V23L202 24V25H200L202 22V17H200V26L199 25H197V26H199L200 28V30H201V34H198L199 32H198V30H196L198 33H196V36H199V37H196L193 33V31L195 30V28H193V24H191L190 25V23L191 22H195V20L196 19H189V17H190V15H189V17L187 16V15H183V14H181V12H180V14H181V17L183 18V16H184V18L182 19L181 17H180V15H179V17L178 18H181L180 20H176V19H178V18H176L175 19V17H177V15L173 18L172 17V15H171V17L172 18H168L167 19V15L166 14H164V16L166 17V20L164 21V22H167V23H164L163 25H165L164 27H165V29L163 28V30H167V29H169L170 31H171V33L170 34H167L165 37H166V39L167 38H169V39H167V40H169V41H167L165 38H162L163 37V35H162V32H161V34H159V35H162V37H158L159 35H158V32L155 34V32L153 31V30H151V28L153 27L154 28V26L151 24V21H153V19H151V21L150 20H147V21H144V13H146L144 10L146 9L144 6H143V9L144 10H142V7L140 8L141 10H142V12H143V14L141 13V10L140 9H134V7L135 6H137L136 5V3H135V6H133V7H131ZM151 7H150V9H151ZM160 7V8H159ZM167 7H169V6H167ZM172 7V6H171ZM176 7H177V4H176ZM182 7V8H181ZM192 7V6H191ZM198 7H200L198 10H199V13H200V11H202V13H200V15L202 14V15H204L205 16V14H207V15H209L210 16V18L208 19V17L207 16H205L204 18H206L207 17V20L205 21L204 19H203V21H205V23H210V20H211V18H212V14H213V11L215 10V9H217V8H214V7H212L211 6V8H210V10L212 11H210L211 13L209 14V13H207V11L208 10H204V9H201L202 7L201 6H198ZM197 7V8H198ZM246 7H249V6H245V8ZM263 7V6H262ZM121 8V7H120ZM127 10H126V9ZM189 9H190V7H188ZM196 8V9H197ZM252 8V7H251ZM11 9V8H10ZM122 9V8H121ZM133 9V10H132ZM183 9V10H184ZM188 9V10H189ZM193 9V8H192ZM196 9H195V11H196ZM221 10H215V12L217 11V13H219L218 11H223L224 9H222V8H220ZM248 9V8H247ZM120 10V9H119ZM136 10L138 11L137 12V14L139 15V17L140 18H135L134 19V17H135V15L137 16V14H136ZM152 10V11H153ZM178 10V11H179ZM229 10V9H228ZM239 10V9H238ZM250 10V9H249ZM248 10V11H249ZM135 11V15H134V12ZM151 11V10H150ZM149 11V12H150ZM151 11V12H152ZM170 11V10H169ZM177 11V10H176ZM182 11V10H181ZM235 11H233V13H231V14H233V15H236L235 17H237L239 14V12L236 14L235 13ZM240 11H242V10H240ZM245 11V10H244ZM264 11V10H263ZM127 12V13H128ZM163 12V11H162ZM165 12H167V11H165ZM173 12V11H172ZM223 12H225V11H223ZM229 11H227L226 13H228ZM142 15H141V14ZM155 13V12H154ZM170 13V12H169ZM186 13V12H185ZM184 13V14H185ZM188 13V12H187ZM189 13H191V12H189ZM235 13V14H234ZM116 14H112V16L114 17V16H116L117 17V15ZM148 14V13H147ZM150 14H152V13H150ZM171 14V13H170ZM216 14V13H215ZM263 14V13H262ZM159 15H160V12H159ZM174 15V14H173ZM197 16H200L199 14H196ZM228 15V14H227ZM132 16H134V17H132ZM148 16H149V14H148ZM163 16V17H164ZM192 16V15H191ZM232 16V15H231ZM128 17V18H127ZM230 17V16H229ZM264 17V16H263ZM161 18H162V16H161ZM195 18H196V16H195ZM231 18V17H230ZM232 18H233V16H232ZM231 18V19H232ZM143 19V20H142ZM187 19H189L191 22H189L188 23V21H187ZM213 19V18H212ZM97 20V19H96ZM111 20V19H110ZM146 20V19H145ZM158 20H159V17H158ZM164 20V19H163ZM224 19H220L219 21H218V23L219 22H222ZM93 21V20H92ZM118 21H120V23H118ZM142 21V22H141ZM159 21H161L162 22V19L161 20H159ZM178 21V22H177ZM209 21V22H208ZM212 21V20H211ZM217 21V20H216ZM216 21H215V23H216ZM94 22H96V23H93V25H92V23H91V27L93 26L94 27V24H95V26L97 27H95V29H97V30H95L96 32L100 29V32H97V33H94V30H93V33H94V35H98V36H94V39L92 38L91 40H93V41H95L96 39L95 38H99L98 40H96V41H98V42H96V44L98 43V44H100V42H102V37L104 36V37H109V36H112L111 34L110 35H108V32H110V33H113L114 31V33H116V31H120V30H122V29H118V27H116L115 25H113L112 23H110L109 25H110V28H111V30H109L108 29V32H107V34L104 32L103 33V36H102V31L101 30H103V31H105V29L106 28H108V25H102L101 24V22L99 23V21H95L94 20ZM197 22V21H196ZM198 22V23H199ZM99 23V24H98ZM122 23H123V21H122ZM155 23L157 24V25H159L158 23L159 22H156L155 21ZM217 23V26L218 25H220V24H218ZM97 24L99 25V27L97 26ZM101 24V25H100ZM155 24V25H156ZM188 24H189V26H188ZM151 25H152V27H151ZM206 25V24H205ZM216 25V24H215ZM259 25H264V18L262 19V20H260V21H256V24H255V26H259ZM103 26V27H102ZM111 26H115V28L117 29V30H115V28L113 29ZM118 26V25H117ZM121 26V25H120ZM160 26H162V23H160ZM159 26V27H160ZM202 26V27H201ZM208 26V28H205V29H209V24L207 25ZM125 27L126 28H128L126 25H125ZM124 27V29H126ZM151 27V28H150ZM157 27V26H156ZM190 27H192V30H190ZM104 28V29H103ZM261 28H264V26H261ZM160 29H162V27H160ZM204 29V28H203ZM212 29V30H211ZM13 30V29H12ZM113 30V31H112ZM157 30V29H156ZM207 30H206V32H207ZM213 30H215V31H213ZM122 31H124L125 32V30H122ZM127 31H128V29H127ZM131 31V32H130ZM164 31V32H165ZM263 31H264V29H263ZM121 32V31H120ZM167 32V31H166ZM193 32V33H192ZM204 32V33H203ZM214 34H213V33ZM113 33V34H114ZM118 33V32H117ZM165 34V33H164ZM252 34V33H251ZM12 35V34H11ZM10 35V36H11ZM25 35V34H24ZM170 35V36H169ZM13 36V35H12ZM20 36H22V35H20ZM100 36V37H99ZM102 36V37H101ZM14 37V36H13ZM12 37V38H13ZM119 37H120V39H119ZM10 38V37H9ZM23 38V41L25 40V38L26 37H22ZM174 39L173 41H170V39ZM11 39V38H10ZM27 39V38H26ZM184 39H186V40H184ZM207 39H209V38H207ZM212 39H214V37L212 36ZM14 41H16L15 39H13ZM104 40H106L107 42H111L110 40H108V39H104ZM103 40V45L102 44H100L99 45V47L100 46H102L103 48H104V45H105V47H107L108 45H106V43L104 44V41ZM177 40H184V41H189V43H188V45L190 44V46L192 47H189V46H187V47H189L190 49H193L194 50V53H196V54H192V53H189V52H187V53H183L182 52V55L183 54H186V57H184L185 59L187 58V60H188V57L189 58H192L193 57V59L192 60H196L195 62L193 61L192 62V60H191V62L192 63H194V65L192 64H189V66L191 67V69L192 70H190V68L188 69V70H190L189 72H191L192 71V73L195 75L194 77H195V79H196V84L194 83H192L193 85H196V87H197V92H199V96L201 97H203V100H202V102L201 103H198V101H199V99H198V95L197 94H195L194 96H193V92H194V90L196 91V89H194L193 91H191V87H192V84H191V86H190V83H188L186 80L187 79H185L184 77H183V74H182V71H184V69H185V65L184 66H182L183 64H181V67H183L182 69L183 70H181V67H180V65H179V60L180 61H183L182 60V58L183 57H181L180 59L178 58H176L174 55L175 54H173V50L171 51V49H169V51H171L172 53H170L169 51H167V47H169V44H171L172 45V42H177ZM210 40H211V38H210ZM21 41V40H20ZM22 41V42H23ZM25 41H27V40H25ZM178 41V42H179ZM84 42V41H83ZM170 42V43H169ZM175 42V43H176ZM177 42V43H178ZM183 42V41H182ZM181 41H180V43H182ZM80 43V42H79ZM93 43V42H92ZM112 43H110L109 45H111ZM177 43H176V45L173 43V45H175L176 47H177ZM184 43H187V42H184ZM205 43V42H204ZM211 43V42H210ZM13 44V43H12ZM18 44V43H17ZM23 44V43H22ZM22 44H20V45H22ZM25 44V43H24ZM80 44H82V43H80ZM83 44H85V42L83 43ZM87 44V43H86ZM108 44V43H107ZM183 44V43H182ZM10 45V44H9ZM14 45V44H13ZM19 45V46H20ZM28 45V44H27ZM77 45H78V43H77ZM87 45H89V43L87 44ZM87 45H85V48H86V46ZM116 45V46H115ZM18 46V45H17ZM24 46V45H23ZM26 46V45H25ZM37 46V45H36ZM84 46V45H83ZM93 46H95V44L93 43ZM97 46V45H96ZM167 46V47H166ZM180 46V45H179ZM178 46V47H179ZM202 47V48H200L199 49V47ZM15 47H16V45H15ZM21 47V46H20ZM20 47H19V49H20ZM35 47V46H34ZM88 47V46H87ZM109 47V46H108ZM107 47V48H108ZM209 47H210V45H209ZM14 48V47H13ZM29 48H30V46H29ZM28 48V49H29ZM85 48H83V49H85ZM101 48V47H100ZM99 48V49H100ZM111 48H112V46H110L109 47V51L111 50ZM117 48V49H118ZM133 50H135L136 49V52L137 53H130V50L131 49ZM181 48V47H180ZM2 49L3 50H5V46H4V48L2 47ZM18 49V51L17 52H19V57L21 56V58H19L18 57V59H15L14 61H13V64L15 65V67H17V66H19V68H18V70H16V69H14V71L16 72V74H17V76L18 75H20V76H22L23 77V75H24V77L23 78H26L27 80H29V81H31L32 79H37L39 82H38V84H33V83H31L32 85H36V87H37V89L36 88H34L33 86V88L31 87V84H29L28 82H27V80L26 79H24V80H26L25 82L24 81H22V77L19 79V80H21V84L22 83H24L22 86V88H25L24 90L26 91L27 89H30V90H28V93H30L29 91H31V90H33L34 89V92L32 91L31 93L32 94H30V96L32 95V96H36V94H37V92L38 91H40L41 89H43V88H41V86H46V87H50V85L48 84L51 80H49V78H51V75H53V76H55V74H56V76L57 77H59V79H61V80H66L67 82H69L70 80H69V77H68V79H66L67 77H65V75L67 74L66 73V71H67V69L69 70V68H70V76H71V82L73 83H71V85H74V86H72V87H75V86H77V84H78V82L79 81H77V82H73L72 81V77L73 78H76V76H77V78H79V76L78 75H80L79 73H81L80 72V67L79 66H73L72 65V68H75V69H77V74H74V73H76V71L73 69V71H75V72H73V71H71V65L70 64H68L66 67H67V69L65 70V69H58V71H56L57 70V68L59 67V66H64V65H66L65 63H64V65H63V63H62V61L60 62L59 61V59H56V56L54 57L56 60H54L55 62H54V64H53V62H52V66H53V68L52 69H48V71H49V76L46 74L45 75V73H44V71H43V69L40 71L39 69H38V62L40 61V60H36V61H38L37 63H35V65L36 66H34V67H32V68H35V70L37 71V70H39V71H37V73H42L43 74V76L45 75V76H47V77H42V75L40 74H38V75H36L37 76V78H36V76H35V74L36 73H34V75H33V70H31V72H32V74L29 72V68H31L30 66H28L29 68H28V73H27V71H26V73H25V70H27V68L24 70L23 68V66H22V70H20V68H21V65L23 64V63H31V62H29L31 59H29V61H28V59H27V57H22V54L24 53L23 52V50L24 49H26V48H21V49H23L22 50V54H21V52H20V50ZM77 48L75 47L74 48V51H76V52H78V54H80L81 52H79L80 50H76ZM88 49V48H87ZM95 49V48H94ZM98 49V50H99ZM113 49V48H112ZM175 49V48H174ZM188 49V48H187ZM187 50V51H193V50ZM13 50V49H12ZM11 50V51H12ZM16 50V49H15ZM34 50V49H33ZM104 50V49H103ZM177 50H178V48H177ZM199 50V51H198ZM62 51V50H61ZM84 51V50H83ZM82 51V52H83ZM101 51V50H100ZM125 51V52H126ZM180 52H181V50H179ZM16 52V51H15ZM16 52V53H17ZM39 52H40V49H39ZM60 52V51H59ZM58 52V53H59ZM110 52H112V51H110ZM116 53L115 54H118V51H115ZM120 53V55H121V51H119ZM124 51L122 52L123 54L125 53ZM186 52V51H185ZM201 52H200V54H201ZM205 52V51H204ZM204 52H203V54H204ZM1 53V52H0ZM6 53V52H5ZM13 53V52H12ZM29 53V52H28ZM34 53V52H33ZM61 53V52H60ZM60 53H59V55H60ZM86 53V52H85ZM98 53V52H97ZM114 53V52H113ZM177 53V52H176ZM179 53V52H178ZM206 53H207V51H206ZM208 53H210V52H208ZM207 53V54H208ZM78 54H76L75 56H77ZM180 54V53H179ZM206 54V55H207ZM9 57H12V55L13 54H10L9 53ZM15 55H17V54H15ZM81 56H78L79 58L81 57V59H82V57H84V56H86L85 54L84 55H82V53L80 54ZM89 55V54H88ZM86 56L85 57V59H86V61H87V59L89 60V58H90V61L92 62V63H94L93 61H92V53H91V56L89 55V56ZM96 55H98V54H96ZM181 55V54H180ZM191 55H192V57H191ZM202 55V54H201ZM94 56V55H93ZM118 56V55H117ZM127 55H125L124 57H126ZM188 56V57H187ZM208 56V55H207ZM58 57V56H57ZM78 57L76 58V59H78ZM98 57V56H97ZM120 57V56H119ZM121 57H123V56H121ZM194 57H196L195 59H194ZM59 58H61V57H59ZM100 58V57H99ZM98 58V59H99ZM207 58V57H206ZM11 59H14V58H11ZM39 59H43V58H39ZM84 59V60H85ZM128 59V58H127ZM184 59V60H185ZM197 59L199 60L200 59V61H197ZM209 59V63H210V60H211V58H208ZM6 60H7V58H6ZM186 60V61H187ZM249 60H250V58H249ZM249 60H245V61H249ZM10 61V60H9ZM33 61V60H32ZM41 61H43V60H41ZM40 61V62H41ZM56 61H57V63H60V65L59 66H57L58 64L56 63ZM59 61V62H58ZM94 61H95V59H94ZM98 61V60H97ZM125 61H128V60H126L125 59ZM186 61L184 62V63H186ZM189 61V60H188ZM256 61V60H255ZM264 61V60H263ZM47 63V65H48V67H50V65L51 64H48V62L49 61H46ZM79 62H80V64H85V61L84 62H82L80 59H79ZM99 63H100V61H98ZM203 62V61H202ZM243 62V61H242ZM250 62V61H249ZM252 62V61H251ZM254 62V61H253ZM252 62V63H253ZM2 63V62H1ZM50 63V62H49ZM56 63V64H55ZM76 63H78V62H76ZM95 63H97L96 61H95ZM94 63V64H95ZM182 63V62H181ZM190 63V62H189ZM258 63V62H257ZM256 63V64H257ZM126 64H130V62L128 61ZM197 64H200V65H197ZM206 64V65H205ZM245 64H246V62H245ZM247 64H248V62H247ZM29 65V64H28ZM33 65H34V63H33ZM186 65H188V64H186ZM261 65V64H260ZM1 66V65H0ZM32 66V65H31ZM38 66V67H37ZM43 65H41V67H42ZM69 66V67H68ZM125 66V65H124ZM188 66V67H189ZM206 66V67H205ZM247 66V65H246ZM250 66H254V64H252V65H250ZM138 67V68H139ZM187 67V66H186ZM203 67L205 68V70L203 69ZM249 67V66H248ZM258 67V66H257ZM261 67H263V66H261ZM43 68H44V66H43ZM54 68H56V70L54 69ZM202 68V69H201ZM45 69V68H44ZM47 69V68H46ZM243 69V68H242ZM253 69H255V68H253ZM253 69H252V72H253ZM0 70H2V68L0 69ZM19 70L21 71L20 72V74H19ZM24 70V71H23ZM34 70V71H35ZM51 70H55L54 72L52 71V73H50L51 72ZM64 70H65V73H64ZM79 70V71H78ZM123 70V69H122ZM126 70V69H125ZM205 72H204V71ZM209 70V67H208V69H207V71ZM244 70V69H243ZM3 71H4V69H3ZM12 70H6V72H4L5 74H12L11 76L14 78L15 77V72L13 73V72H11ZM23 71V72H22ZM43 71V72H42ZM46 71V70H45ZM59 71H61V73H59ZM119 72H120V70H118ZM158 71H163L162 72V74L160 73V72H158ZM173 72V74H172V72ZM246 71V70H245ZM255 71V70H254ZM68 72V71H67ZM85 72V71H84ZM87 72V71H86ZM85 72V74L86 75H88L89 73L87 72L86 73ZM116 72V71H115ZM164 72H165V74L167 73V75H165L164 74ZM170 72V73H169ZM211 71L209 70V73H210ZM252 72H250L251 74H249V75H255V72L254 73H252ZM3 73V72H2ZM21 73H24V74H22L21 75ZM30 73V74H29ZM55 73V74H54ZM59 73V76L57 75ZM83 73V72H82ZM81 73V75H83ZM91 73H94V72H91ZM128 73V72H127ZM126 73V75H124L123 73V75H124V78H125V76H126V79H127V77L129 76L128 74ZM183 73H185V72H183ZM208 73V76L210 75ZM30 75V76H27V77H29L30 79H28L27 77H25L26 75ZM61 74V75H60ZM120 74V73H119ZM176 75V76H173V75ZM233 74V73H232ZM244 74V73H243ZM242 74V75H243ZM4 75V74H3ZM33 75V76H32ZM68 75V76H69ZM72 75H74V76H72ZM86 75H83L85 78V81H84V83L82 82V77L80 76V78H81V81L79 82V83H82L81 85L83 86V84H88V81H91L94 77L93 76H91L90 74V76L88 75V76H86ZM131 75V74H130ZM159 75V76H158ZM169 75H172L171 77L169 76ZM212 75V74H211ZM210 75V76H211ZM248 75V76H249ZM252 75V76H253ZM259 75V74H258ZM0 76H2V75H0ZM20 76H18V77H20ZM35 76V77H34ZM42 77V78H46V80L45 81H42V80H44V79H42V78H40V77ZM62 76V77H61ZM157 76H158V81H156L157 80ZM162 76H164L165 77V79H164V77H162ZM167 76H169V77H167ZM188 76H190L189 78H188ZM187 76V74H186V78H188V80H191L192 82H193V80L192 79H190L191 78V75H188ZM193 76V75H192ZM209 76V77H210ZM244 76V75H243ZM246 76V75H245ZM245 76L242 78V76H240L242 79H244L245 78ZM256 77H257V75H255ZM4 77V76H3ZM8 77V76H7ZM6 77V78H7ZM18 77H16L15 79H13V81L14 80H16V79H18ZM49 77V78H48ZM90 77V78H89ZM93 77V78H92ZM159 77H162L163 79H161L162 81V83L160 82V79H159ZM166 77H167V80H166ZM173 77V78H172ZM194 77H192V78H194ZM212 77V76H211ZM5 78V79H6ZM9 78L11 79V77L9 76ZM8 78V79H9ZM56 78V77H55ZM92 78V79H91ZM213 78V77H212ZM10 79H9V81H10ZM40 79V80H39ZM89 79V80H88ZM91 79V80H90ZM128 79H129V77H128ZM210 80H211V78H209ZM255 78H253V80H254ZM259 79V78H258ZM12 80V79H11ZM47 80H48V83H47ZM61 80H60V82H61ZM69 80V81H68ZM74 80V79H73ZM76 80V79H75ZM79 80V79H78ZM88 80V81H87ZM163 80H164V82H163ZM260 80H261V78H260ZM5 81H7V79L5 80ZM4 81V82H5ZM5 82V83H2V87H3V84H5L6 85V88L5 87H3L2 88V92L3 91H7L8 89H12V87H14V86H12L13 85V83L12 84H10V88H9V85H7V84H9L10 82ZM42 83H41V82ZM87 81V82H86ZM94 81V82H93ZM103 81V80H102ZM102 81H99V82H101L102 83ZM126 81V83H128V84H130V86H131V84L133 83L132 81H131V79H130V81L132 82V83H129V82H127V80H125ZM167 81H170V82H167ZM190 81V82H191ZM212 81V80H211ZM262 81L264 82V80L262 79ZM0 82H2L1 80H0ZM16 82V81H15ZM14 82V85H16V83ZM43 82H45L46 83V85L45 84H43ZM52 82H55V79H53L52 80ZM52 82H51V84H52ZM57 82V81H56ZM65 82V81H64ZM67 82H65V83H67ZM86 82V83H85ZM92 82V85H94L97 81H95L94 79L91 81ZM91 82H89V83H91ZM103 82H105V81H103ZM167 82V83H166ZM195 82V81H194ZM213 82V81H212ZM244 82H245V80H244ZM243 82V83H244ZM75 83H77V84H75ZM94 83V84H93ZM98 83V82H97ZM96 83V84H97ZM157 83V84H156ZM166 83V84H165ZM214 83V82H213ZM257 83V82H256ZM1 84V83H0ZM62 84V86H61V88L62 87H64L63 85H66V86H69V85H67V84H63V82H61L59 85L58 84H55V86L56 85H58V86H60ZM94 85V87L95 86H97V85ZM98 84H100V83H98ZM133 84H135V83H133ZM132 84V85H133ZM28 85H30L29 86V88L27 87ZM41 85V86H40ZM53 85H54V83H53ZM135 85H137V84H135ZM162 85V86H161ZM207 85L209 86V89H208V87H207ZM211 85H212V87H211ZM262 85H264V83L262 84ZM55 86H53L52 87V85H51V87L49 88V89H53ZM216 86H218V85H216ZM252 86V85H251ZM250 86V87H251ZM257 86V84L256 85H253L252 87H254L253 88V90L254 91H256L255 90V87ZM258 86H260V84L258 85ZM257 86V87H258ZM7 87H8V89H7ZM17 87V86H16ZM15 87V88H16ZM46 87L43 89V90H45L46 89ZM72 87L70 88L71 90H69V87L68 88H66V91L68 90L70 93H74L73 92V90L76 92H79V90L81 89V87H75V88H73L72 89ZM88 87V86H87ZM90 87V86H89ZM129 87V86H128ZM132 87H135V86H132ZM131 87V88H132ZM155 87H157V88H159V89H161L162 91H159L158 89L156 90V89H154ZM194 87V86H193ZM193 87H192V89H193ZM195 87V88H196ZM206 87V88H205ZM211 87V88H210ZM244 87V86H243ZM246 87V86H245ZM248 87V86H247ZM251 87V88H252ZM15 88L13 89V90H15ZM32 88V89H31ZM38 88H41L40 90L38 89ZM78 88H80L79 90H78ZM91 88V87H90ZM93 88V87H92ZM98 88V87H97ZM97 88H93V89H97ZM162 88H164V89H162ZM249 88V87H248ZM250 88V89H251ZM261 88H263V87H261ZM5 89H7V90H5ZM17 89V88H16ZM48 89V90H49ZM141 89V88H140ZM201 90V91H199V90ZM214 89H215V87H214ZM219 89V88H218ZM243 89V88H242ZM246 89V88H245ZM244 89V90H245ZM258 89H259V87H258ZM257 89V90H258ZM0 90H1V88H0ZM19 90H20V88H19ZM19 90H17V91H19ZM38 90V91H37ZM42 90V91H43ZM48 90H45L44 91V93H46L45 95H50L49 93H47L48 92ZM57 90V91H56ZM56 90H52V92H54V94H59V95H57V96H61V97H64L65 95H67L66 93H62V91H60L59 90V87L58 88H56ZM84 90H85V88H84ZM130 90V89H129ZM172 92H170V91ZM207 90H209V93H208V91ZM220 90V89H219ZM222 90V89H221ZM247 90V89H246ZM12 91V90H11ZM25 91H23V89H22V91H20V92H16L17 93V95L15 96V94H14V92H13V94H14V97H17L18 95H19V93H21V92H25ZM50 92H51V90H49ZM55 91H56V93H55ZM64 91V90H63ZM65 91V92H66ZM81 91V90H80ZM83 91V90H82ZM133 91V90H132ZM137 91V90H136ZM156 91H158V92H160V93H158V92H156ZM176 91L178 92V93H176ZM211 91H213V90H211ZM5 92H3L4 94H6ZM35 92H36V94H35ZM51 92V93H52ZM60 92V93H59ZM200 92H202L201 94H200ZM203 92H204V94H203ZM224 92V91H223ZM243 92V94H244V92L245 91H242ZM247 92V91H246ZM252 92V91H251ZM26 93V92H25ZM35 95H34V94ZM40 93V92H39ZM44 93H40L39 95L40 96H38V94H37V96H38V98L39 97H44ZM113 93V95H114V92H112ZM133 93H137V92H134L133 91ZM158 93V94H157ZM170 93V94H169ZM191 93V94H190ZM220 93H222V92H220ZM219 93V94H220ZM254 92H252V94H253ZM1 94V93H0ZM9 94V93H8ZM53 94V93H52ZM52 94L50 95L51 97H53L52 96ZM61 94V95H60ZM75 94H77V93H75ZM74 94V95H75ZM176 96H175V95ZM189 94H190V96H189ZM205 94H209L210 96H206ZM224 95H225V93H223ZM10 95V94H9ZM43 95V96H42ZM111 94H109V96H110ZM113 95H111V98L110 99H112L113 98ZM178 95V96H177ZM184 95H185V97H186V99H185V97H184ZM204 95V96H203ZM228 95V94H227ZM249 95V94H248ZM251 95V94H250ZM1 97H2V94L0 95ZM11 97H13L12 96V94L10 95ZM30 96H28V97H30ZM36 96V97H37ZM56 96V97H57ZM71 97L72 95H68L67 97ZM146 96V97H145ZM161 96V95H160ZM181 96V97H180ZM182 96H183V98H182ZM187 96L188 97H190L191 98V100H190V98H187ZM252 96V95H251ZM27 97V95L25 96V98L24 99H22L21 101H24L25 99H30V98H28ZM60 97V98H61ZM66 97V96H65ZM66 97V98H67ZM106 98H108L107 96H105ZM174 97V98H173ZM176 97V98H175ZM179 97V98H178ZM226 97V96H225ZM7 98V97H6ZM9 98V97H8ZM19 98H20V96H19ZM31 98H33V97H31ZM35 98V97H34ZM45 98H46V96H45ZM50 98V97H49ZM59 98V99H60ZM65 98V99H66ZM164 98V99H165ZM172 98V99H171ZM182 98V99H181ZM194 98H196V99H194ZM205 98H206V100H205ZM213 98H215V96H213ZM222 98H223V96H222ZM2 99V98H1ZM41 99V98H40ZM55 98L53 97V99L52 100H54ZM63 99V98H62ZM151 99H150V101H151ZM162 99V98H161ZM160 99V100H161ZM163 99V103H166V100H164ZM177 101H175V100ZM179 101H178V100ZM187 99L191 102V104L193 103V105L192 106H189L190 105V102L188 103V101H187ZM198 99V100H197ZM215 99H217V98H215ZM224 99V98H223ZM3 100H5V99H3ZM8 100V99H7ZM48 99L46 98V101H47ZM51 99H49V101H50ZM56 100H58L57 98H56ZM67 100V99H66ZM108 100V99H107ZM182 100H185V101H182ZM197 100V101H196ZM211 100H213V99H210V101ZM248 100V99H247ZM36 101V100H35ZM44 101H45V99H44ZM65 101V100H64ZM99 101H101V100H99ZM109 101V100H108ZM108 101H106V103H108ZM165 101V102H164ZM194 101H196V102H194ZM254 101V100H253ZM3 102V105H1L0 107H2V106H4L2 109H0V116L2 117V118H4V117H6V119H9V118H7V115L6 114H8V116H10V113L9 112H7L6 110H14L12 113H16V112H19L18 110H16L17 109V107H16V105H15V109H14V107L12 108V109H9V105H8V103L6 102V101H2ZM4 102H6L7 103V105H6V103L4 104ZM9 102V101H8ZM54 102V101H53ZM66 102V101H65ZM103 102V101H102ZM110 102V101H109ZM146 102V101H145ZM148 103H149V101H147ZM178 102H182V103H179L178 104ZM208 102V105H207V107L208 106H210L211 107V110L213 111V109H214V111H213V114H214V112L215 113H217L220 117L222 116V113L223 112H225V110L222 108V110H224V111H221L220 109V107H217V106H215V105H213L212 103H214V104H216L217 105V103H216V101H211V102H209V101H207ZM225 102V101H224ZM227 102V101H226ZM38 103V102H37ZM58 103V102H57ZM69 103V102H68ZM147 103V104H148ZM155 103H157L156 101L154 102V104ZM194 103L195 104H197V105H201L202 106V108L200 107V105H199V107L198 108H195L196 107V105H195V107H194ZM219 103V102H218ZM11 104H12V101H11ZM15 104V103H14ZM51 104H53L52 102H51ZM55 104H56V102H55ZM101 104V103H100ZM105 104V103H104ZM104 104H102L103 106L101 107V109L98 107V110L100 109V113H103V112H101V110H104L103 109V107H107L108 105H109V103L107 104V105H104ZM110 104H111V102H110ZM166 104H170V102L169 103H166ZM172 104V105H173ZM50 105V104H49ZM74 105H75V103H74ZM164 105V104H163ZM171 105V104H170ZM172 105H171V110H173V107H172ZM222 105V104H221ZM14 106V105H13ZM18 106V105H17ZM21 106V105H20ZM20 106L18 107V108H20ZM23 106V105H22ZM29 106V105H28ZM72 106V105H71ZM135 106H136V104H135ZM148 106V105H147ZM151 105L149 104V107H150ZM154 106V105H153ZM165 106V105H164ZM220 106V105H219ZM6 107H8V109H6ZM26 107H27V104H26ZM30 107H31V105H30ZM30 107H28V108H30ZM63 107H65V105L63 106ZM62 107V108H63ZM68 107H70V105L68 104ZM73 107V106H72ZM111 107V105H109V108ZM138 107V106H137ZM206 107V108H207ZM210 107H209V109H208V112H207V114L208 113H210V115H211V117L213 116L212 115V113H211V111H210ZM212 107H213V109H212ZM222 107V106H221ZM4 108L6 109V110H4ZM22 108V107H21ZM36 108V107H35ZM47 108H48V105H47ZM53 108V107H52ZM71 108V107H70ZM77 108V107H76ZM175 108V107H174ZM202 109L201 110V112L203 111V113H201L200 112V109ZM42 109H43V107L41 108V111H42ZM75 109V108H74ZM96 109H97V107H96ZM108 109V108H107ZM170 109V108H169ZM226 109H227V107H226ZM21 110V109H20ZM24 110V109H23ZM27 110V109H26ZM51 109H49V112H51L50 111ZM69 110V109H68ZM121 110V109H120ZM179 110H181V111H179ZM183 110L185 111L184 112V114L185 115H183ZM219 110V111H218ZM3 111H4V113H5V111H6V113L4 114L3 113ZM38 111H40V110H38ZM45 111H47V109L45 110ZM53 111V110H52ZM74 111V110H73ZM79 111V110H78ZM109 111H111V109H109ZM126 111V110H125ZM23 112V111H22ZM27 112V111H26ZM31 112H35L36 113V111H31ZM42 112H44V110L42 111ZM71 112V111H70ZM104 112H106V111H104ZM114 112H116V111H114ZM229 112V111H228ZM41 112H39V114H40ZM48 113V112H47ZM63 112H61V114H62ZM65 113V112H64ZM68 113V112H67ZM66 113V114H67ZM107 113V112H106ZM110 113V112H109ZM149 112H147L146 113V115H148V116H150L149 114H148ZM202 116H200L199 114ZM227 113V112H226ZM18 114V113H17ZM29 114V113H28ZM31 114L32 113H30L29 115L31 116ZM38 113H36V115H34V116H38L37 115ZM52 114V113H51ZM65 114V115H66ZM70 114V113H69ZM105 114V113H104ZM224 115H223V117L226 115L225 113H223ZM229 114V113H228ZM234 114V113H233ZM233 114H231V115H233ZM19 115V116H18ZM18 115H16V117L18 118H21L22 117V115L21 114H18ZM49 115V114H48ZM59 115V114H58ZM57 115V116H58ZM103 115V114H102ZM198 115V116H197ZM206 115V114H205ZM15 115H12L11 116V118L12 117H14ZM27 116L28 115H26V120H29V119H27ZM29 116V117H30ZM44 116V115H43ZM50 116V115H49ZM60 116V115H59ZM70 116V115H69ZM184 116H186V117H184ZM207 116V115H206ZM218 116V117H219ZM230 116V115H229ZM236 116V115H235ZM24 117V116H23ZM28 117V118H29ZM47 117V116H46ZM72 117H74V115L72 116ZM147 117V116H146ZM176 117V116H175ZM180 117V116H179ZM198 117V118H197ZM205 117V116H204ZM208 117H209V115H208ZM211 117H210V120H211ZM218 117H215V120L217 121V120H219L218 119ZM219 117V118H220ZM222 117V122L224 121V120H226V119H224ZM226 117V116H225ZM10 118V119H11ZM16 118V119H17ZM18 118V119H19ZM34 117L32 116L30 119L31 120H29V121H27V123L21 128L22 129V131H23V129H24V135H26L25 134V131H26V133H29L28 131H31V129H33V124H36V121L33 119ZM60 118V117H59ZM104 118V117H103ZM117 118V117H116ZM150 118H151V116H150ZM150 118H148V120H150ZM197 120H196V119ZM201 118H202V120H201ZM227 118H228V115H227ZM23 119V118H22ZM24 119V120H25ZM36 119V118H35ZM42 119V118H41ZM41 119H40V121H41ZM61 119H62V117H61ZM106 119V118H105ZM152 119V118H151ZM182 119L181 120H179V119H177V120H179L178 122H180V121H182ZM199 119V120H198ZM221 119V118H220ZM229 119V118H228ZM1 120V119H0ZM12 120H14L13 118H12ZM22 121V123H24L25 121ZM214 120V121H215ZM233 120H234V118H233ZM33 121H34V123H33ZM44 121V120H43ZM48 121V120H47ZM104 121V120H103ZM108 121H110V120H108ZM115 121V120H114ZM118 121V120H117ZM172 121V120H171ZM202 121V122H201ZM205 121V122H204ZM228 121V120H227ZM15 122V121H14ZM18 122V121H17ZM19 125L21 124L22 125V123H21V121L19 120ZM28 122H29V124H28ZM32 122V123H31ZM58 122V121H57ZM106 122H107V120H106ZM184 122V121H183ZM217 122H219L220 123V121H217ZM235 122V121H234ZM233 122V123H234ZM42 123H44V122H42ZM48 123V122H47ZM113 123V122H112ZM126 123V122H125ZM129 123V122H128ZM138 123V122H137ZM167 123H170L169 121H167ZM167 123H165V124H163V126H165V127H160V128H158L159 130H158V138L159 137H161L162 139H164L166 136H169V135H167L168 133H167V130L166 129H172V128H167V126H169V127H172V124L171 125H168ZM187 123H185V124H187ZM199 123V124H198ZM232 123V122H231ZM232 123V124H233ZM238 123H239V120H238ZM40 124H41V122H40ZM45 124H46V122H45ZM49 124V123H48ZM57 124V123H56ZM107 124V123H106ZM136 124V123H135ZM182 125L184 124V123H181ZM201 124V125H200ZM221 125H223L222 123H220ZM219 124V125H220ZM230 124V123H229ZM231 124V125H232ZM26 125H30V130L28 129V126H26ZM43 125V124H42ZM68 125V124H67ZM109 125V124H108ZM182 125H180V126H182ZM217 125H218V123H217ZM227 125V124H226ZM14 126H16V125H14ZM31 126H33L32 128H31ZM37 126H38V124H37ZM175 126V125H174ZM190 126H184L183 128H184V130H185V128H186V130L187 129H190ZM237 126V125H236ZM239 126H240V124H239ZM13 127V126H12ZM17 127V126H16ZM16 127H15V129H16ZM20 127V126H19ZM48 127V126H47ZM67 127V126H66ZM101 127V126H100ZM104 127H106V126H104ZM109 127V126H108ZM110 127H112V125H110ZM189 127V128H188ZM213 127V128H212ZM219 127V126H218ZM1 129H2V127H0ZM14 128V127H13ZM164 128V129H163ZM181 128L182 127H180V130H181ZM183 128H182V131H183ZM220 128V127H219ZM229 128V131L228 130H226V132L228 131L229 133L231 132V135H230V137L233 135V137H234V134H232V133H234V131H236V127L234 126V128H235V130L234 129H232V127L230 126V127H228ZM227 128V129H228ZM238 128H240V127H238ZM4 129V128H3ZM6 129V128H5ZM8 129V128H7ZM10 129H12V128H10ZM10 129H8V131H10ZM19 129V128H18ZM17 129V130H18ZM47 129V128H46ZM60 129H61V127H60ZM113 129H115V128H113ZM162 129V130H161ZM221 129H222V127H221ZM232 129V130H231ZM28 130V131H27ZM35 130V129H34ZM55 130V129H54ZM75 130V129H74ZM116 130V129H115ZM120 130V129H119ZM118 130V131H119ZM138 130H140V129H138ZM137 130V133H135V136L137 137L138 136V132H141V131H138ZM166 130V132H165V134H164V132H163V134L165 135V136H160V134L161 135H163L162 134V131H165ZM192 129H190V130H188V131H190V132H192L191 131ZM216 130V129H215ZM220 130V129H219ZM218 130V131H219ZM223 130V129H222ZM8 131H0V133H8ZM14 131V130H13ZM21 130L20 131H18V132H16V134L14 135V136H18L17 138L16 137H14V140L15 139H18V140H16V141H19V143H22V140L23 139H25L24 137L25 136H22L23 135V132H22ZM76 131V130H75ZM155 131V130H154ZM160 131V132H159ZM182 131H181V133H182ZM209 131V132H208ZM224 131V130H223ZM241 131V130H240ZM11 132V131H10ZM10 132H9V134H10ZM21 132H22V134H21ZM32 133H33V131H31ZM59 132V131H58ZM98 132V131H97ZM143 132V131H142ZM146 132V131H145ZM142 133V134H144V136H145V134L146 133H148V132H146V133ZM156 132V131H155ZM155 132H153L152 131V133L151 132H149L151 135L153 134V136H155L156 137V134H155ZM12 133V132H11ZM14 133H15V131H14ZM51 133V132H50ZM53 133H54V131H53ZM86 134H87V132H85ZM112 134H114V132H111ZM120 132H118V134H119ZM173 133V132H172ZM188 132H186L183 136H185L186 135V137H187V135H189V133L187 134ZM214 133V134H213ZM219 133V132H218ZM237 133V131L235 132V134ZM3 134V135H4ZM13 134V133H12ZM21 134V135H20ZM55 134V133H54ZM117 134V135H118ZM121 134V133H120ZM119 134V135H120ZM192 133H191V136L193 135ZM227 134V133H226ZM240 134H241V132H240ZM239 134V135H240ZM245 134H246V132H245ZM28 135H30L31 136V134L29 133ZM37 135V134H36ZM75 135H76V133H75ZM118 135V136H119ZM140 135V134H139ZM221 135H225V134H223V132H222V134ZM236 135H238V134H236ZM238 135V136H239ZM241 135H243V134H241ZM240 135V136H241ZM9 136V135H8ZM12 136V135H11ZM10 136V137H11ZM21 136V137H20ZM33 136V135H32ZM51 136H53V135H51ZM59 136V135H58ZM61 136V135H60ZM114 136H115V134H114ZM193 136V137H194ZM216 136H217V134H216ZM226 136H228V135H226ZM226 136H224V137H226ZM2 137V135L0 136V138ZM20 137V138H19ZM23 137V139H21ZM28 137V136H27ZM49 137V136H48ZM54 137H56V135L54 136ZM53 137V138H54ZM143 136L141 135V138H142ZM214 138H215V135L213 136ZM219 137V136H218ZM217 137V138H218ZM232 137V138H233ZM246 137V136H245ZM252 137H255V135L254 136H252ZM257 137V136H256ZM255 137V138H256ZM259 137V136H258ZM260 137H262V136H260ZM256 138L257 139V145H259L260 143H263L264 144V142L262 141H260V140H263V139H261V138ZM3 138H4V136H3ZM8 138V137H7ZM12 138V137H11ZM32 138V137H31ZM106 138H107V136H106ZM150 138V137H149ZM167 138V137H166ZM169 138H171V137H169ZM169 138H167V139H169ZM196 138H197V136H196ZM227 138V137H226ZM238 138V137H237ZM237 138H235V140L237 139ZM263 138H264V136H263ZM9 139V138H8ZM8 139H6V140H8ZM21 140V142H20V140ZM30 139V138H29ZM108 139V138H107ZM136 139V138H135ZM134 139V140H135ZM139 139V138H138ZM144 139H145V137H144ZM201 139V138H200ZM199 139V140H200ZM206 139V138H205ZM204 139V140H205ZM207 139V140H208ZM219 139V138H218ZM228 139V138H227ZM239 139H240V137H239ZM250 139H252V138H250ZM13 140V141H14ZM42 140V139H41ZM51 140H53V139H51ZM110 140V139H109ZM109 140H107V141H109ZM132 140V139H131ZM152 140H154V137L151 139V140H149V141H152ZM170 140V139H169ZM197 141H199L198 139H196ZM206 140V141H207ZM212 140H213V138H212ZM211 140V141H212ZM214 140H216V139H214ZM214 140H213V142H214ZM223 140V139H222ZM229 141L230 140H232V139H228ZM235 140H232L231 142H234ZM238 140V139H237ZM247 140H248V137H247ZM252 140H254L253 142L255 143L256 142V140L255 139H252ZM252 140L250 141H247V143H252ZM259 140V141H258ZM1 141V140H0ZM113 141V140H112ZM133 141V140H132ZM140 141H141V139H140ZM148 141V142H149ZM157 140H155V142H156ZM202 142H203V140H201ZM211 141H207V144H208V142H211ZM217 141V140H216ZM214 142L213 143V145H212V143L210 144V145H212V147L214 148V144H215V146H217V147H219L220 145H221V147H219V149H217V151H216V149H215V151L212 149V147L211 148H209V146H206L205 144H206V142H205V144H202L201 143V145L203 146H206L207 148H208V150H207V148L205 147L204 149H201L200 147H202V146H199L200 145V141L199 142H197L195 145V148H200L201 150H199V151H197V150H195L196 151V153H195V156H193V155H191V156H193L192 158H190V160H184L183 159V157L181 156V155H183L184 153H186V152H182V154H180V153H178V155L180 154V156L182 157H180L181 159H179L178 157V161L176 162L175 160V162L178 164V163H180L181 162V160H183V161H185V163L182 161L181 163H184L185 165H192V167H194V168H196V167H198L200 170H202V175L201 176H197L198 178H196L195 176H194V179L193 178H191V180L193 179L194 181H196V182H198V180H199V185L197 186V188L196 187H193V186H195V184H191L190 185V183L188 182V184L189 185H187V184H185V186H189L188 188L187 187H185V189H183L182 191H185L186 193H187V198H185L186 197V195H184V197L183 198H185L184 200L186 201V199H187V201H189L190 200V202H193V203H189L188 202V204H189V206H191V205H194L195 204V206H196V208H195V212H198L197 214H195L194 213V215H195V218L193 219L194 220V222L196 223V221H197V227H198V230H196L194 227H196L195 226V224H194V222H192V225H194V229H192V230H190L191 229V227L189 226L190 224H188V222L189 221H186V223H184V222H182V224H184V226H180L179 225V223H177L178 222V220H176L175 221V218H174V221L176 222V223H174V222H172L171 221V219L169 218V220L172 222H170V224H174V225H172V227L173 228H171L172 229V231L171 230H165L166 229V227L167 226H169L168 228H170L171 226L169 225V223H167V226H166V223H165V229H164V231H167L168 233H169V235H167L166 234V236L161 232V229H160V233L161 234H163L164 236H162L161 234V237H160V235H156V234H154V232L156 231V230H154V232H153V234H151V235H149L150 237H152V240L154 239V236H152V235H156L158 238H160V240H161V238H162V242H161V244L163 245H161L160 243H157V240H153L154 242L152 243V240L150 239V241H151V244H153V246L154 247H156L155 245H159L160 246V249H158L157 251H159L160 252V254H161V257L160 258H158V259H161V261L159 260V262L157 263V264H213V262H214V260H220V258L222 259V257L224 256V255H226V253H230L231 255H230V259L232 260V258L233 257H231L232 255H236L237 257L239 256L240 257V259H239V257L237 258L239 261H241L242 262V250H243V246H242V249H241V247H240V245H238V243L240 244V243H242V242H238V241H240V240H242V238H248V237H252V238H256V236L257 237H259V236H262L261 234H263L264 233V174L262 175V174H258L257 172H255L254 173V170H255V168L251 165V160H250V158H252V157H249L248 158V154L247 153H249L248 152V150L247 151H245L244 150V148L243 149H240L241 148V146H240V144H239V147H237L238 145H237V143H236V148L235 147H232V146H230V145H232L231 144V142H227V141H225V143H223V146H222V143H221V140H220V145L218 146V143L217 142ZM224 141V140H223ZM222 141V142H223ZM53 142L54 143H56L55 142V140H53ZM106 142V141H105ZM115 142V141H114ZM113 142V143H114ZM154 142V141H153ZM154 142V143H155ZM160 142H162V141H160ZM167 142V141H166ZM238 142H239V140H238ZM242 142V141H241ZM259 142V143H258ZM53 143V144H54ZM134 143H135V141H134ZM138 143V142H137ZM141 143H142V141H141ZM147 143V142H146ZM153 143V144H154ZM163 144L165 143L164 141L162 142ZM217 143V144H216ZM228 143V144H227ZM253 143V144H254ZM3 144V143H2ZM5 144V143H4ZM18 144V143H17ZM16 144V145H17ZM64 143H62L61 145H63ZM82 144V143H81ZM89 144H91V143H89ZM97 144V143H96ZM108 144V143H107ZM110 144V143H109ZM117 144V145H116ZM140 144V143H139ZM156 144V143H155ZM162 144V145H163ZM227 144V145H226ZM234 144V143H233ZM251 145L250 144V146L248 147L249 149H254L255 148V150H256V148H258L257 146H255L254 147V145H256V144H254V145ZM262 144V145H263ZM27 145V144H26ZM37 145V144H36ZM83 145H85V144H83ZM102 145V144H101ZM106 145V144H105ZM112 145V144H111ZM111 145H110V147H111ZM114 145V144H113ZM118 143H115V145H114V147L110 150L107 146H105V147H103V148H105L107 151H110L111 153L113 152L112 150L114 149H117V147H118ZM134 145H138V144H134ZM134 145H132L133 147H135ZM141 145V144H140ZM142 145H143V143H142ZM197 145H198V147H197ZM246 145H248V144H246ZM245 145V146H246ZM262 145L260 146V147H262ZM22 146V145H21ZM45 146V145H44ZM79 146H81V145H78V147ZM94 146H96V145H94ZM93 146V147H94ZM97 146H99L98 144H97ZM120 146H122L121 144H120ZM119 146V147H120ZM149 146V145H148ZM158 146V145H157ZM165 146H167V145H165ZM203 146V147H204ZM233 146H235V145H233ZM17 147V146H16ZM53 147V146H52ZM131 147V146H130ZM139 147V145L135 148V149H137ZM145 147H147V146H145ZM153 147H155V146H153ZM159 147V146H158ZM163 147V146H162ZM172 147V146H171ZM176 147V146H175ZM259 147V148H260ZM3 148V147H2ZM46 148V147H45ZM49 148V147H48ZM72 148H74V147H72ZM85 147H83V149H84ZM89 148V147H88ZM91 148V147H90ZM95 148V147H94ZM123 148V147H122ZM121 148V149H122ZM150 148V147H149ZM151 148H152V146H151ZM150 148V149H151ZM216 148V147H215ZM247 148V147H246ZM247 148V149H248ZM263 148V147H262ZM60 149V148H59ZM62 149V148H61ZM134 149V150H135ZM170 149V148H169ZM191 149H193V148H191ZM211 149V150H210ZM264 149V148H263ZM5 150H7V149H5ZM80 150H82V149H80ZM99 150H101V148L99 149ZM118 150V149H117ZM114 151V153L116 152H118V151ZM131 150V149H130ZM156 150V149H155ZM214 151V153H213V151ZM219 150V151H218ZM259 151H260V149H258ZM13 151V150H12ZM46 151H48V149L46 148ZM56 151V150H55ZM59 151V150H58ZM78 151V150H77ZM120 151V150H119ZM122 151V150H121ZM136 151V150H135ZM148 151V150H147ZM175 151V150H174ZM192 151H194V150H192ZM209 151H210V153H209ZM2 152V151H1ZM0 152V153H1ZM10 152V151H9ZM35 152H37V151H35ZM45 152V151H44ZM53 152V151H52ZM60 152H62L61 150H60ZM80 152V151H79ZM89 152H92V151H89ZM95 152V151H94ZM97 152H98V150H97ZM109 152V153H110ZM131 152V151H130ZM151 152H153V149H152V151ZM162 152H164V151H162ZM176 152V151H175ZM253 152V151H252ZM11 153V152H10ZM47 154H49L48 152H46ZM82 153V152H81ZM87 153V155L86 156H88L89 154H88V152H86ZM138 153V152H137ZM145 153V152H144ZM148 153H150V151L148 152ZM146 154V155H150V154ZM157 153H159V151L157 152ZM171 153V152H170ZM170 153H169V155H170ZM173 153V152H172ZM191 154H193L192 152H190ZM258 153V152H257ZM261 153V152H260ZM260 153H258V154H260ZM263 153V152H262ZM3 154H6V152L5 151H3V153H2V156H4ZM38 154H40V153H38ZM62 154V153H61ZM94 154H98V153H94ZM101 154H103V153H101ZM107 154V153H106ZM132 153H130V155H131ZM166 154V153H165ZM175 154V153H174ZM264 154V153H263ZM1 155V154H0ZM57 155H59V154H57ZM76 155H78L77 153H76ZM80 155V154H79ZM112 155H114V154H112ZM111 155V156H112ZM134 155V154H133ZM152 155V154H151ZM172 155V154H171ZM186 155H189V154H186ZM8 156V155H7ZM41 156V155H40ZM86 156L84 157V155H83V157L84 158H86ZM153 156H155V153H154V155ZM159 156H160V154H159ZM176 156V155H175ZM250 156H252L251 155V153H250ZM255 156V155H254ZM264 156V155H263ZM9 157V156H8ZM11 157V156H10ZM9 157V159H11ZM74 157H75V154H74ZM93 157H96V155H94ZM98 157V156H97ZM102 157V156H101ZM105 157V156H104ZM136 157V156H135ZM157 157V156H156ZM162 157V156H161ZM161 157H160V159H161ZM186 157V156H185ZM188 157V156H187ZM187 157H186V159H187ZM190 157V156H189ZM258 157V156H257ZM0 158H1V156H0ZM37 158H38V160L39 161H41L42 159H40V157H38L37 156ZM52 158V157H51ZM54 158V157H53ZM56 158V157H55ZM77 158V157H76ZM171 158L172 157H170V160H171ZM249 160H248V159ZM2 159H4L3 157H2ZM2 159H1V161H2ZM8 159V158H7ZM155 159V158H154ZM175 159V158H174ZM262 159H264V158H262ZM261 159V160H262ZM37 160V159H36ZM79 160V162H80V159H78ZM84 160V159H83ZM144 160H146L147 162H148V160H147V158L146 159H144ZM150 160V159H149ZM167 161H169V160H167ZM167 161H166V163H167ZM251 161V162H250ZM81 162H83L82 160H81ZM80 162V163H81ZM146 162V163H147ZM152 162V161H151ZM162 162H164V161H162ZM171 163H172V160L170 161ZM169 162V163H170ZM253 162H255L254 160H253ZM252 162V164H254ZM261 162H263V161H261ZM261 162L260 163H258V165H260L261 164ZM11 163V162H10ZM10 163L8 162L7 164H9L8 165V167L7 168H10V166L12 165L13 167H14V165H13V163L10 165ZM19 163V162H18ZM21 163H23V162H21ZM150 163V162H149ZM148 163V164H149ZM158 163V162H157ZM160 163V162H159ZM165 162L163 163V166H165L164 164H166ZM169 163H167V164H169ZM175 163V164H176ZM188 163V164H187ZM4 163H2V162H0V166L1 165H3ZM6 164V165H7ZM78 164V162H76L75 163V165H77ZM152 164V163H151ZM166 164V165H167ZM174 164V163H173ZM173 165V166H175L176 167V165ZM23 166H27V165H24V164H22ZM36 165V164H35ZM75 165H73V167H75ZM78 165H81V164H78ZM77 165V166H78ZM126 165V164H125ZM128 165V164H127ZM143 165V164H142ZM147 165V164H146ZM153 165V164H152ZM188 165V166H189ZM255 165V164H254ZM11 166V171L13 170V169H15V171L17 172V170L18 169H20L19 167H12ZM20 166V165H19ZM31 166V165H30ZM29 165L27 166V168L28 167H30ZM70 166H71V164L70 165H67V168L69 169H67L66 167L65 168H63V169H66V170H68V172H70V170H72V169H70ZM76 166V167H77ZM120 166V165H119ZM118 166V167H119ZM123 166H124V164H123ZM136 166V165H135ZM178 166V165H177ZM189 166V167H190ZM45 167V166H44ZM44 167H42L41 169H43ZM125 167H127V166H125ZM128 167H131L130 165L128 166ZM127 167V168H128ZM137 168H140V165H139V167L138 166H136ZM148 168H149V166H147ZM158 167V166H157ZM159 167H160V165H159ZM162 167V166H161ZM160 167V168H161ZM167 167H171V164L169 165V166H166L165 168H163L162 167V169H164L163 171H162V176H161V178H159V179H161L160 181H162V180H164L165 182H166V179H167V183L165 184V187H168V188H166V192L165 191H163V193L162 194H160V192L162 191V190H159L160 192H159V194H160V198H165V197H167V198H170V199H172V201H176V196L174 195V197L173 198H171V196L169 195V196H166V194H167V192H170L169 194H172L173 195V193H177V192H179L178 191V188H177V186L179 187L180 186V188L182 189L183 188V186H181L180 185V183H182V180H180V182L179 183H177L176 184V181L177 180H174V183L172 182V180H171V178H173V176H177L176 175V173H175V175H174V172L172 171V172H169L171 169L170 168H167ZM183 167V166H182ZM257 167V166H256ZM264 167V166H263ZM262 167V168H263ZM40 168V167H39ZM45 168H47V167H45ZM44 168V169H45ZM122 168H124V167H122ZM122 168L120 167V169L119 170H122ZM144 168V167H143ZM154 168V167H153ZM152 168V169H153ZM173 168V167H172ZM191 168V167H190ZM197 168V169H198ZM17 169V170H16ZM131 169V168H130ZM132 169H134V168H132ZM167 169H169V170H167ZM7 170V169H6ZM9 170V169H8ZM27 170V169H26ZM66 170H64V171H66ZM124 170V169H123ZM129 170V169H128ZM143 170V169H142ZM256 170H257V168H256ZM255 170V171H256ZM260 170V172L261 171H264V170H261V168L259 169ZM259 170H258V172H259ZM20 171H22V170H20ZM19 170H18V174L19 175H17V176H20L21 174L19 173L20 172ZM31 172V170L30 169H28L27 170V173H30ZM187 171V170H186ZM189 171V170H188ZM133 172H135L136 173V171L134 170V171H132L131 172V175H133V176H135L134 174H132ZM182 172H184V171H182ZM182 172H179V173H182ZM129 173H130V171H129ZM172 173V174H171ZM187 173V172H186ZM262 173H264V172H262ZM172 175V177H171V175ZM209 174H211V176L209 175ZM16 175V174H15ZM136 175H137V173H136ZM191 175V174H190ZM22 176H24V175H22ZM22 176H20V177H22ZM103 176V175H102ZM145 176V175H144ZM144 176H142V178H140L139 177V180H140V183H139V181H138V183L137 182H135L136 184H138L137 186H136V184H135V188H137L138 187V189H139V184H141V186H140V189H139V191H138V189H137V191H138V194H136V196H140L141 197V195L142 196H144V193H147L149 190L150 191H152V192H148L149 194L148 195H150V194H152V193H154L153 191L154 190H157L156 188H154L155 186V180L154 179H150L149 178V175H147L146 177H144ZM137 177V176H136ZM150 177H152V176H150ZM154 177V176H153ZM170 177V178H169ZM138 178V177H137ZM136 178V179H137ZM196 178V179H195ZM176 179H177V177H176ZM171 180V182H172V184H170L171 182H169ZM189 180V179H188ZM191 181V183H194V181ZM141 181H142V183H141ZM164 181H163V184H164ZM179 181V180H178ZM177 181V182H178ZM187 181V180H186ZM184 182V183H187V182ZM255 182H256V184L258 185V187L257 186H255V188H257L256 190L253 188V187H251V188H253V190L251 191L250 190V183L252 184V183H254L255 184ZM258 182V183H257ZM161 184H162V182H160ZM42 183H40V185H41ZM179 184V185H178ZM197 184V183H196ZM255 184V185H256ZM20 185H23L22 183L20 184ZM39 185V186H40ZM193 185V186H192ZM247 185V186H246ZM249 185V186H248ZM191 186H192V188H191ZM248 187L247 189L248 190H246L245 188L246 187ZM133 187V186H132ZM180 188H179V190H180ZM187 188V189H186ZM134 189V188H133ZM142 189V190H141ZM195 189V190H194ZM198 189V190H197ZM93 190V189H92ZM146 190H147V192H146ZM168 190V191H167ZM192 191L193 190V192L192 193H190L191 194V196H189V191ZM196 190H197V192H196ZM118 191V190H117ZM136 191V189H135V193L137 192ZM143 191H145V192H143ZM174 191H176V192H174ZM190 191V192H191ZM195 191V192H194ZM88 192H89V190H88ZM134 191H132V193H133ZM158 192V191H157ZM185 192H184V194H185ZM118 193V192H117ZM166 193V194H165ZM195 193V194H194ZM198 193H200V195L198 196V200L200 201V203L197 201V199H192V198H195V197H197L196 196V194H198ZM17 194V193H16ZM15 194V195H16ZM20 194V193H19ZM120 194V193H119ZM134 194V193H133ZM132 194V196L134 197V195ZM183 194V193H182ZM193 194V195H192ZM155 194H153V196H154ZM163 195H165V197L163 196ZM195 195V196H194ZM202 195V197L203 198H200V196ZM231 195H232V197H233V195L235 196L234 198H235V200L237 201L236 203L238 204V206H239V208H238V206H236L237 207V209H239V214H238V216H236L235 218H237V219H244L243 220V222H244V224H242L241 223V221H240V223H239V225L241 226V229H240V227H235L236 225H237V222L235 223L234 222V219L235 218H231V217H228L227 218V216L226 217H223L224 215H221L220 216V214H219V216H218V214L216 215V214H213L214 213V211H213V213H212V210H210V209H213L214 207H219L220 206V203H222L221 201H222V199H223V197L224 196H230V201L231 200H233L232 199V197H231ZM17 196V199L18 200H22V201H24L25 200V197H22V195H21V197L24 199H22V198H18V195H16ZM135 196V197H136ZM153 196H150V198L152 197V198H154ZM156 196V195H155ZM20 197V196H19ZM119 197V196H118ZM140 197H136V198H138V199H140V201L142 200V198H140ZM146 197V196H145ZM149 197V196H148ZM188 197H189V199H188ZM190 197H191V199H190ZM2 198V197H1ZM120 198H121V195H120ZM122 198H123V196H122ZM144 198V197H143ZM151 198V199H152ZM158 198V197H157ZM166 198V199H167ZM174 198H175V200H174ZM222 198V199H221ZM224 198H226V197H224ZM227 198H229V197H227ZM226 198V199H227ZM135 199V198H134ZM165 199V200H166ZM201 199H203L202 200V202H201ZM18 200H16V201H18ZM120 200V199H119ZM136 200V199H135ZM146 200V199H145ZM154 200H155V198H154ZM154 200H151V201H153L152 203H155V202H157V200L156 201H154ZM191 200H193V201H191ZM206 200V201H205ZM228 200V199H227ZM146 201H148V200H146ZM145 201V202H146ZM167 201V200H166ZM234 201V200H233ZM138 202V201H137ZM171 202V201H170ZM196 202V203H195ZM198 202V203H197ZM228 202V201H227ZM143 203V202H142ZM160 203H163L162 201L160 202ZM167 203V202H166ZM166 203H165V205H166ZM173 203V202H172ZM230 203V202H229ZM146 204H148V203H146ZM167 204H169V203H167ZM196 204H198V205H196ZM236 204V205H237ZM149 205H150V202H149V204H148V206L147 205H142V209H146V207L145 206H147L148 208L147 209H149ZM155 205V206H154ZM153 206L156 208L157 206H158V203H156V204H154ZM162 205H164V203L162 204ZM171 204H169V205H166V206H170ZM176 205H177V203L175 204V206H173V209H171L172 207H166L167 209H169V210H165V208H164V210H165V212H164V210H163V208L162 207H160V206H158V208L157 209H154V210H157V211H154V212H156V214L159 216L160 215V217H164L165 215V217H167V216H174L173 215V213L174 214H177V213H175V212H177L179 209H176ZM179 205V204H178ZM187 205V204H186ZM216 205H218V206H216ZM222 205V204H221ZM225 205V204H224ZM234 205H235V202H234ZM233 205V206H234ZM172 206V205H171ZM179 206H181V205H179ZM178 206V207H179ZM144 207V208H143ZM154 207H152V204H151V209H153ZM159 207L160 208H162V209H159ZM164 207V206H163ZM181 207H183V206H181ZM193 207V206H192ZM227 207V206H226ZM108 208V207H107ZM185 208V207H184ZM228 208H229V206H228ZM231 208V207H230ZM158 209L160 210V211H158ZM177 211H176V210ZM186 209V208H185ZM185 209H183V211L185 210ZM236 208H235V206H234V210H235ZM105 210V209H104ZM103 210V211H104ZM107 210V209H106ZM111 210V209H110ZM150 210V209H149ZM181 210V209H180ZM193 210V209H192ZM210 210V211H209ZM213 210H215V209H213ZM142 211V210H141ZM171 211H173V212H171ZM6 212V211H5ZM143 212H145V210L143 211ZM138 213V216L140 217V215H141V218L140 219H144L145 217H147L149 214H150V216H148L149 217V219H147V220H149L150 221V219L152 220V218H154L155 216L158 218V216L157 215H155V213L153 212V210H151V213H149L147 210H146V213L148 212V215L147 214H145V213ZM160 212H162L163 214H161ZM167 212H169V213H167ZM182 212V211H181ZM209 212H211V213H209ZM216 212V211H215ZM226 212H228L227 211V208H226ZM225 212V213H226ZM238 212V211H237ZM109 213V212H108ZM124 214H126V216H125V218L126 217H129L128 215V213H131L130 212V210H129V212L127 213V212H123ZM123 213H121L122 215H124ZM154 215H153V214ZM158 213H160V214H158ZM171 213V214H170ZM189 213V212H188ZM217 213V212H216ZM233 213V212H232ZM8 215H9V213H7ZM113 214V213H112ZM119 214V213H118ZM128 214V215H127ZM140 214V215H139ZM145 214V215H144ZM151 214L153 215V216H151ZM187 214V213H186ZM228 214V213H227ZM8 215H5L6 217H8ZM108 215V214H107ZM109 215H110V213H109ZM116 215V214H115ZM120 215V214H119ZM145 217H144V216ZM181 215V214H180ZM183 215H185V214H183ZM229 215V214H228ZM234 215V214H233ZM136 216V215H135ZM169 216V217H170ZM177 216V215H176ZM187 216V215H186ZM190 216V215H189ZM188 216V217H189ZM192 216V215H191ZM102 217V216H101ZM107 217H109V216H106V214L104 215V219L103 220H101V221H104L105 220V218L107 219ZM123 217V216H122ZM152 217V218H151ZM177 217H179V216H177ZM181 217V216H180ZM183 217V216H182ZM130 218V217H129ZM128 218V219H129ZM184 218V217H183ZM193 218V217H192ZM200 218V219H199ZM7 219H9V218H7ZM6 219V222L8 221ZM12 219V218H11ZM109 219V218H108ZM128 219H127V222L129 223L130 221H128ZM135 219V218H134ZM137 219H138V217H137ZM159 219V218H158ZM162 219V218H161ZM166 219V218H165ZM182 219V218H181ZM236 219V220H237ZM2 220V219H1ZM156 220V218H154V221ZM160 220V219H159ZM164 220V219H163ZM4 221H5V218H4ZM123 221V220H122ZM121 220H120V225H121V227H124L125 225L123 224V223H125L126 222V220L124 221V222H122ZM132 221H134V220H132ZM136 221V220H135ZM165 221V220H164ZM167 221V220H166ZM182 221H184V220H182ZM1 222H3V220L1 221ZM5 222V223H6ZM106 222V221H105ZM138 222V221H137ZM145 222H146V220H145ZM151 222V221H150ZM107 223V222H106ZM127 223V224H128ZM141 223H143V221L141 222ZM140 223V224H141ZM147 223V222H146ZM153 223H156V221L155 222H153ZM157 223H158V221H157ZM96 224H97V221H96ZM109 224V223H108ZM122 224H123V226H122ZM126 224V223H125ZM127 224H126V226H127ZM131 224V223H130ZM135 225H136V223H134ZM138 224H139V222H138ZM139 224V225H140ZM175 224H176V226H175ZM179 226H178V225ZM185 224H188V225H185ZM12 225V224H11ZM97 225H99V224H97ZM105 225V224H104ZM118 225H119V223H118ZM131 225H133V223L131 224ZM138 225V226H139ZM142 225H144V224H142ZM146 225V224H145ZM145 225H144V227H145ZM134 226V225H133ZM151 226H152V224H151ZM150 226V224H149V227H151ZM154 226H156V225H154ZM153 226V227H154ZM158 226V225H157ZM175 226V227H174ZM180 227V228H178V227ZM187 226V227H186ZM188 226L190 227V228H188ZM131 228V230H132V232H133V229H132V226H130ZM136 226H134V228H135ZM158 227H160V226H158ZM177 227V228H176ZM11 228V227H10ZM106 228H107V226H106ZM109 228V227H108ZM118 228H120V227H118ZM127 228V227H126ZM126 228L124 227V229H125V231H127L128 230V228H129V224H128V228H127V230H126ZM140 228V226L137 228V229H139ZM147 228V227H146ZM186 228H188V229H186ZM123 229V228H122ZM121 229V230H122ZM158 229V228H157ZM120 230V229H119ZM143 230H145V229H143ZM149 230V229H148ZM159 230V229H158ZM123 231V230H122ZM135 231H136V229H135ZM147 231V230H146ZM150 231V230H149ZM153 231V230H152ZM152 231H151V233H152ZM258 231V232H257ZM114 233V232H113ZM118 233V235H119V232H117ZM137 232H135V235L137 236V234H136ZM143 233V232H142ZM159 233V232H158ZM122 234V233H121ZM128 234V233H127ZM133 234V233H132ZM149 234V233H148ZM218 234H221L220 236L218 235ZM142 235V234H141ZM147 235V234H146ZM222 235H223V237H222ZM120 236V235H119ZM122 236H124V234L122 235ZM130 238H131V233H130ZM133 236H134V234H133ZM156 236H155V239H157L156 238ZM146 237H148V236H146ZM169 237V238H168ZM263 238L260 240V238H256L257 239V241H258V243H257V245L258 244H260L261 246H260V249H259V246H258V249H259V251H258V255H259V257L260 258H263L264 257V235L262 236ZM138 238V237H137ZM234 238H236V240L233 242V240H234ZM240 238V239H239ZM103 239H104V237H103ZM107 239V238H106ZM122 239H123V237H122ZM125 239H127V238H125ZM135 239V238H134ZM141 240L143 239V238H140ZM181 239H183V241L181 240ZM238 239V240H237ZM121 240V239H120ZM202 240H204V241H202ZM208 240V241H207ZM218 240H222V243H224V248H222L221 247V249L219 248V251L218 250H216V248H210L211 249V251L208 249V254L209 255H207L206 253L207 252H205V251H207L202 245H200L202 242H210L211 244H215V242L216 241H218ZM263 240V241H262ZM102 241V240H101ZM106 241V240H105ZM114 241H115V239H114ZM122 241V240H121ZM137 241H139V240H136L135 242H136V244L138 245V243H137ZM148 241V240H147ZM117 242H119L118 240H117ZM134 242V243H135ZM233 242V243H232ZM237 242V243H236ZM262 242V243H261ZM120 243V242H119ZM118 243V244H119ZM217 243V242H216ZM102 244H103V246H104V243H103V241H102ZM108 244V243H107ZM113 244H115V242L114 243H111V244H109L110 246L111 245H113ZM136 244L134 245L135 247H136ZM203 244V243H202ZM218 244H219V242H218ZM233 244V245H232ZM108 245V246H109ZM116 246H117V248L115 247V251H116V254L117 253H119V256L121 255V254H124V258H123V260H122V258L121 257H117V255L115 254H113V252H112V258H113V256H116L117 258L116 259H121L120 261H123L124 262V264H144L145 263V261L143 262V260H145V259H143L142 258V253L140 252V250L139 251H137V250H135V247L133 246V245H131V246H133L134 247V250H135V254L133 255V254H131V252L130 251H132V248H131V250L129 251V249L130 248H128L127 249V246H130V245H128L127 244V246L125 245L124 247H122L121 246V244H119V245H117V244H115ZM204 245V244H203ZM236 245H238L239 247H240V249H238L237 250V248H239V247H237ZM21 246V245H20ZM100 246V245H99ZM102 246V245H101ZM107 246V247H108ZM114 246V245H113ZM119 246V247H118ZM130 246V247H131ZM152 246V247H153ZM162 246V247H161ZM200 246V247H199ZM201 246L203 247V249H204V251H203V249L201 248ZM216 246V245H215ZM221 246H223V245H221ZM232 246H236L235 248L234 247H232ZM219 247V246H218ZM18 248V247H17ZM35 248V247H34ZM98 248V247H97ZM100 248V247H99ZM126 248V249H125ZM10 249V248H9ZM22 249V248H21ZM31 249V248H30ZM29 249V250H30ZM37 249V248H36ZM104 249V248H103ZM118 249V250H117ZM41 250V249H40ZM111 250H113V248H111ZM212 250H213V252H212ZM216 250V251H215ZM7 251V250H6ZM37 251V250H36ZM209 251H210V253H209ZM10 252H12V251H10ZM16 252V251H15ZM39 252V251H38ZM140 252V253H139ZM151 252L152 251H150L149 253L151 254ZM215 252V254L216 253H218L217 255H218V257H217V255H214L213 253ZM226 252V253H225ZM18 253V252H17ZM106 253V252H105ZM105 253L103 254V252H102V255H103V257H105L104 255H105ZM108 253V254H107ZM106 253V255L108 256V255H110L109 254V249H108V252ZM132 253H134L133 251H132ZM153 253H155V252H153ZM225 253V254H224ZM234 253V254H233ZM29 254V253H28ZM148 254V253H147ZM222 254H224L223 256L221 255V257H219L220 255ZM96 254H93L92 256L93 257H90V258H96V257H94ZM128 255V256H127ZM149 255V254H148ZM90 256H91V254H90ZM107 256L105 257L106 259H107ZM165 256L168 258H165ZM214 256H216V258L214 257ZM102 256H100V258L102 259L103 258ZM109 257V256H108ZM127 257V258H126ZM148 257V256H147ZM164 257V258H163ZM214 257V258H213ZM226 257H228V256H226ZM87 258H89V257H87ZM99 258V257H98ZM111 258V259H112ZM208 258H210V259H208ZM213 260H212V259ZM224 258H225V256H224ZM228 258V259H229ZM236 258H234V259H236ZM93 259V260H94ZM104 259V258H103ZM110 259V260H111ZM226 259V258H225ZM227 259V260H228ZM234 259H233V261H234ZM87 260V259H86ZM96 260V259H95ZM99 260V259H98ZM125 260V261H124ZM166 260H168V261H166ZM224 260V259H223ZM222 260V261H223ZM227 260H225L224 262H227ZM238 260H235L234 262H238ZM261 260H264V259H261ZM88 261H90V260H87V264L89 263ZM107 261V260H106ZM212 261V262H211ZM222 261H218V263H216V264H219V262L222 264ZM94 262H96V261H94ZM99 262V261H98ZM98 262L96 263V264H98ZM103 262H104V260H103ZM108 262V261H107ZM106 262V263H107ZM211 262V263H210ZM100 263H101V260H100ZM111 263H113L112 262V260H111ZM110 263V264H111ZM120 263H122V262H120ZM228 263H230V260H229V262ZM92 264H94V263H92ZM109 264V263H108ZM123 264V263H122ZM145 264H147V263H145ZM226 264V263H225ZM236 264V263H235Z\"/></svg>","mask_w":264,"mask_h":264}]
</instances>
